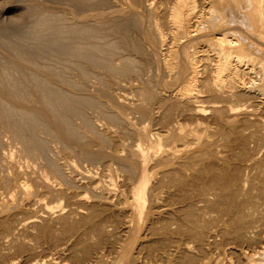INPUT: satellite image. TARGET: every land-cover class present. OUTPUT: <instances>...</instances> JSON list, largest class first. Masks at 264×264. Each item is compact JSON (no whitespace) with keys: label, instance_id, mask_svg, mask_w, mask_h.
Masks as SVG:
<instances>
[{"label":"rangeland","instance_id":"1","mask_svg":"<svg viewBox=\"0 0 264 264\" xmlns=\"http://www.w3.org/2000/svg\"><path fill=\"white\" fill-rule=\"evenodd\" d=\"M92 1L89 2V0L88 1L87 0H78V1L77 0H0V26H1L0 29H3V30H0V64H1V66H3V67L0 66V70L1 71H3L1 68H4V67L7 68L12 62H15V61L19 60L20 55H22V54H20L21 53L20 50L23 49L24 46L26 48L32 47V45H33V47H36V48L38 46L40 47L41 45H39L38 42L40 43L41 40L38 41L37 39L39 38V35H41L43 33H44V36L41 35L42 37H40V38L42 39V38L48 37V38H46V39H48V42H50L52 38L55 39V36H56L57 32L61 31L64 34V35H62V37H56L58 40L56 39L54 41V39H52L53 41H51L52 43L50 42V45H51V47H54V48H50L49 47V51L48 52H52L53 49L56 50L60 45L61 46L65 45V44L66 45H72L73 43H75L74 42L75 41L74 38H76L75 37L76 36L75 32L74 33H72L73 31L72 32L71 31L68 32V29L70 27L72 28V27H76L77 26V25H74L75 21L70 19L72 15L77 17V18L75 17L76 20H78V19L81 20L80 23L81 22H85V23H81L82 25H80L78 27H83L84 28V26H86L84 28V29L87 28V30H85L86 31L85 33L88 36L90 35L89 37L85 35L86 38L83 40V42L85 41L84 44H83V42H81V45H83L82 46V50L85 52L86 51L85 49H87L85 47H87L88 45H92V43H94L95 45L98 44L97 45L98 47H99V45L101 46V48L104 47L102 50L105 51L104 52V51H102L100 49V51L98 52L97 51L98 47H97V50H96L97 54L98 55L100 54L99 57H101V59L99 58L100 59L99 62L103 61V65L105 63L104 66L102 65V62L100 64L97 60H95L97 63L94 64V62H95L94 59H92V62H93V64H92L91 62L87 61V59L85 60V58H80L79 57L80 59L77 58V60H75L76 59L75 58L74 60L75 61H79V62H77V63L74 62L73 64L78 69L82 68V71H85V72L82 73L80 71L81 69L78 70V69H76V67H75V69H73L74 65L71 64V63H68L71 66L73 65L72 67L69 66V65L68 66L71 67L74 71L72 70L73 71L72 72L70 70L71 68L69 69V71H66L67 75H69V76L66 75V77H65L66 79L64 78L63 80H61L58 77H55V79L52 80L51 84L55 85L57 87L56 91L54 90V92L53 91L51 92L49 87H47V89L45 91H43L44 94L45 93L47 95L51 94L54 101L60 96L59 99H58L59 100L58 101L59 104H57L58 103L57 100L55 101V102H57L56 103L57 105L55 106V108L58 107V109H60V110H61V108L62 109L64 108V107H60V106H66L65 108H67V106H69L71 104V102H73V101L76 102L75 99L77 98L78 101L76 103L78 104V106H76L77 104L75 103L76 104L75 107H77L78 109H80L83 112H85V114L80 111L79 113H80V115H82V116H80L79 113H77L78 115L75 113L76 114L75 115L74 113L72 114L71 112H69V114L71 113L70 117H67L65 121H62V123H64L62 125L63 127L57 128L53 124L55 126L56 130L57 129L60 130V133L62 131L64 132V133L62 132V134L57 132V133H59V136H61L60 138H59V136L57 137V135H55L56 133H55L54 130H53V133L50 130L51 131V134H50L49 131H48L49 129L45 130V129H47L46 127H45V129H43L44 125H42L41 123H38L37 121H35V123L32 122V127L33 128L34 127L37 128V131H36V128H34L35 129L34 140L37 137L38 140L36 139L35 141H36V144H38L37 146H39V148L35 149L34 151H39L38 154L36 152H34L33 155H30V152L27 153L28 151H27L26 147H27L28 144H31V142L29 141L31 139H29L30 137H28L29 135H28L27 131H25L26 134H27V137H26V134H24V136H25L24 139H23V136H22V138L21 137L13 138L15 136V134L13 136L14 132L12 133L10 131V129L6 128L7 126H5V124H6L5 120L10 118L11 115L9 116L8 113H10L9 111H11L12 109H10L9 105H8L9 106V108H8V106H6L7 104H5V106L3 105L2 107H0V117H1L0 132L2 133V135L0 133V137H1L0 138V144L2 145V146L0 145V147H1L0 148L1 149L0 150V156H2V157H0V162H1V164H0V177L4 176L3 178L2 177L0 178V263L1 264H4V263L13 264V262H14V264H33V263H35L34 261H40V258H41V262L43 261L44 263H47V262H50V261L51 262L57 261L58 263L61 262L62 264H83V262L86 263V261H84L86 259H84V258H87L88 256L89 257L93 256L92 259L93 258L94 259H98L100 256H102V254H103L104 260H107V261L110 262V260L113 259L112 257H116L119 254V252L121 253L123 250L124 251L128 250L129 260L132 262V264H144V263L147 264L148 260L150 261V258H152L151 259L152 261L149 262V263L155 264L156 263L155 260L158 261V262L160 260V259H157L156 256L154 257V255L157 254V251L159 253L160 250L162 252L164 249L165 250L167 249V251L169 253H171L174 248H178L177 245L178 246H180V245L182 246L183 243H184L183 245H185V243L187 242V245L191 244L190 247H193L192 249L190 248L191 249L190 250L191 253L188 254L186 252H183V251L181 252L180 250H178L179 252H176V254H177V257H176L175 256L176 254L173 253L176 250V249H174V251L172 252L173 255L172 254L171 255L174 256V259L175 258L176 259L179 258L178 259L179 261H175L176 259L174 260L173 258L171 260L172 256L170 255V258H169L170 260L168 259L170 262L171 261L174 262L173 264H176V262H178V264H182V262L180 261V258H181V256L183 257L185 255V254L183 255V253H186V256L188 254L189 258L191 260L194 258V257L192 258L191 254L192 255L194 254V256H196L195 257L196 259L197 258L199 259V257H200L201 260H204V258L206 257L205 260L202 261V263H200L201 261L198 262L200 264H205V263H207V264L208 263L209 264H212V263L213 264H243L242 263L243 259H241L242 258V252L244 250H246V252H248V253L250 252L251 253V252L254 251L253 249H257L256 245H254L257 240H255V238L253 237V234H250V233L253 232L252 230H256L255 229L256 227L254 228L251 225L255 226L258 223H259L258 225H260V223H261V225L263 224V226H260V227L262 229H264V176H263L264 172L260 171L261 169H262V171H264V161H263L264 160V158H263L264 157V135H263L264 134V130H263L264 129V94L261 93V91H263L262 89H264L262 87V86H264L263 85L264 84V80H262V79H264L263 78L264 73H262L263 68H261L262 66H261V62H260V61H263V59H264L263 58V56H264V37H260V36H263L264 34L260 35L259 32H256V31H253V33H252L251 30L248 31L247 29L244 28L245 29L244 31L245 32L247 31L246 32L247 34L248 33H252L255 36L253 42L256 41L257 45L254 43V46H253L254 50H251V49H253V47L250 50L254 51V53L256 54L255 50L258 49L256 51L257 52L259 51V53L256 54V55L254 54V56H253V57H255L253 59L254 63L252 61L251 62L249 61V63H253V65L252 64L248 65V63H246L245 66L248 67V69L245 67L246 71L242 72L243 73L242 74V77H243L242 81H244L247 84H245V85L243 84L244 86L243 85L241 86V84L239 85L236 82L235 83L231 82V81H234L233 79H229V80L227 79V81H224V85L225 86L224 85L222 86V90H221V86L216 87L217 84L215 85V82H214L213 76H212L213 74L212 73L210 74V71H209L210 68H211V71H212V68L214 67V65L216 63V62L214 63V61H211L212 59L214 60V58L216 57V55H214V54H216V52L212 51V53H210L208 51H204L202 53L201 52L202 51V49H201V46H202L201 44L202 43L200 44V42L198 41L199 39L196 40V42H199L200 46L199 45H198V47L194 46L193 47L194 49H193L192 45L191 46H190V44L188 45L193 50L196 49L194 52L197 53L198 51H200V54L198 52L197 55H196V53L194 54V52H193V54L195 56H197L198 59L200 60V61L198 60L199 63H197V65L199 64V66H200V67L198 66V70H199V74L198 75L199 76L197 75V77L198 78L200 77V78H199V80H198V78H196L195 84L197 86V90H199L197 92V95H199V98L201 97V99H199L198 101L204 100V98H205V101L208 103V105H207V103H204V104L202 102L199 103L197 101L198 98H196V99L193 100V101H195V103L193 102L192 105L193 104L194 105H202V106L207 105L208 108H209V106H213V104H214V106H217V108L221 109L220 107H222V105L225 104L226 107L228 106L227 108H229V109H227V110H229V111H227V112H229V114H231V116H232V114L235 115L236 112H238V111H239L238 114L239 115L241 114L240 116L239 115L237 116V114L235 116H233L234 119H236V122L233 120V117H232V119H230L231 120V122H230L229 118L231 116H228V114H226V116H228V117H225V115H224L225 114L224 112L226 111V107L224 108L225 109L224 112H223V107L221 109L222 110L221 114L224 113L223 114L224 117L222 115L215 114L216 116L219 117V119L215 115H214L215 117L212 115V113H214L212 110H211V114H210V108H209V110L206 109V111L202 115V117H204L207 114V116H205L204 119H206V118H208L210 116V118L213 121L216 119L215 121H217L218 123L215 122L214 125H213L212 124L213 122H212L211 119H209V121L212 122V123H210L208 121L204 122V120H203V123L205 125L208 122L207 127H208V129L211 128L210 130L212 131L211 132V131L208 130L209 133L207 132L206 141H211L209 143H211V144L213 143L212 144L213 146L211 148H209L210 146H208L206 148L207 150H202L203 153L202 152H201L202 154L200 153L201 154L200 155L201 159H200V161H198V162H200V164L197 163L195 165V174L194 173L192 174L194 176V181H195L194 183L195 184L193 183V180H192L193 177L191 175L192 179L190 177V180L192 181V184H194L193 185L194 187L190 188L189 185H190L191 181L189 179L185 178L186 180L190 181V182L189 181L187 182V184L189 183L188 185L186 184V182H185L184 186H183V184L181 186V185H178V183H176L177 182V180H176L177 176H175L174 174H176L177 166L175 165V161H173V159H170V160L168 159V161H164L165 158L162 159V157H164L165 155H164V153L162 151L165 148L164 149H163V147L161 148V146H163L162 143H164L166 140L168 141L169 140L168 139L169 136L172 135L171 134V130L174 131V127L176 125L175 123L177 121H182L183 118H184V116L182 117V115L181 116L179 115L180 114L179 111H178L179 114L178 113L176 114L178 117H176V115H175V117L177 119L176 122H175L176 119L174 120V117H170V116H174L176 108H178L179 105L181 104L180 102L185 101V100H183V101L181 100V101H179V103H180L179 104L176 101V97H174L175 92L178 91L179 88H181V87H179V85L182 86L181 84H184L185 81L184 82H179L178 83L179 85L175 84L174 88L172 86V89L176 88V90H174L175 92L172 91L171 88H170L171 90L169 91V88L167 86H165L167 89L164 87V82H167L170 79L171 81L170 80L169 81L171 83L172 79L174 80V76H175V74L177 72V68L175 66H173L171 68L174 71L176 70V72L174 73L171 69H169V68L167 69V67H165L166 64L164 65V60H166V58H167V56H165L166 54L164 53L165 52L164 51L165 50V48H164L165 46H162V47L159 46V47L155 48L152 45L150 46V44H148V42H146V40L144 42H142L144 37L142 36L143 32H142L141 29H142V26L144 27V25H141V23H139L140 19H141L139 17H142L141 15H142V13H144L142 8L138 9V6H137V10H138L139 16L138 15H135V16L136 17L138 16L137 18H139V22L135 23V25L133 24L132 28H128L131 25L126 27V29L125 28L122 29V27H120V28L124 32H126L127 35L129 34V36H132V37H135V38H138V37L142 36L140 39H142L141 42L143 43V46L145 45L144 48L146 47L145 48L146 50L144 49V52H142V54H140L138 52L134 53V52L126 51V50H123V49L120 48L121 51L123 50L121 52L119 49H116L117 47H115V48L113 47L116 50H114L113 48L110 49V47L114 45V44H112L113 41H117L115 38H117L116 36L119 34V30H121L118 26H122L125 23V22H123L125 19H123L122 15H124V18L127 17L128 20H129V18L130 19L133 18L132 15H134V14L132 13L133 12L132 11V5H130V6L127 5V4L130 3V1L129 2H128V0H126L125 2H124V0H121V1H119V0H109V2H108V0H97V1L96 0H92ZM153 1L154 0H152V5H154V4L155 5L152 8L156 9V7L158 6V5L156 6V4L158 3L159 0H155L156 2L154 1V3H153ZM77 2L80 3V4L78 5ZM161 2H167V1L163 0ZM161 2H159V4ZM198 2H199V0H198ZM165 4L167 5V3L159 5L162 8V9L159 10V12H161V10H165V8H166ZM89 5H91V6H89ZM81 6H83V7H81ZM116 10H117L118 14H117ZM121 10H122L123 14L121 13ZM45 13H46V15H45ZM54 13H55V15H54ZM64 13H65V15H64ZM95 13H97V14H95ZM125 13H128V14L125 15ZM152 13H153L152 15H154V12H152ZM48 14H49L50 17L48 16ZM155 14H156V10H155ZM228 14H230V13H227V16H225L226 19L223 18L224 22L226 20L230 21V20L233 19L232 17H230L231 14L230 15H228ZM57 15L58 16L61 15V17L59 18V17H57ZM88 15H89V18L87 17ZM237 15L238 16L241 15L239 17H244V16H242L243 14L237 13ZM47 16H48V18H47ZM42 17L43 18H47V20H45V19L42 20ZM51 17H53V18H51ZM161 17H163L165 19V16L161 15ZM64 18H65V20H64ZM66 18H68V19H66ZM108 18L112 19L114 22L112 23L111 22L112 20H109ZM38 19H39V21L41 20L40 23L42 22L43 24H48L49 22L48 23H46V22L49 21L48 19H50L51 23H53V24H55V23L57 24L58 23L59 24V25L55 24L57 27L62 25L61 23L63 22V26L58 27V30H56L57 27H56V29H52L51 27H47V25H43L42 27H40L39 26L40 23L38 22V24H37V22H36V21H38ZM121 19H123V21ZM44 20H45V22H44ZM69 20L71 21V23H70ZM104 20H106V21H104ZM161 20H163V19L161 18L159 21H161ZM165 20H163L164 23H165ZM109 21L111 22V24H109L110 23ZM67 22L69 24H65ZM94 22H95V24H93ZM97 22H99L100 24L97 23ZM103 22H104V24H102ZM163 22L161 21L162 25H164ZM106 23L109 24V25H107ZM32 24H34V25H32ZM70 24H71V26H70ZM115 24H116V26H115ZM136 24H138V25H136ZM238 24L241 25V23H238ZM2 25L3 26L5 25L6 29ZM36 26H38L39 28L38 27L36 28ZM90 26H93V29ZM137 26H139L141 29L139 27H137ZM67 27H69V28H67ZM88 27H90V28H88ZM133 27H134V29H133ZM32 28H34V29H32ZM46 28H48V29L46 30ZM49 28H51L53 31L50 29L51 31L49 32L48 31ZM127 28L130 29V30H128ZM135 28H139V29H136L138 31V33L137 32L136 33L138 35L140 34L141 36H138L134 32ZM42 29H44V31ZM108 29H109V31H108ZM113 29H119V30L116 31V30H113ZM36 30H37L38 33L36 32ZM40 30H42L41 32H43V33L40 34V32H39ZM54 30L56 32H54ZM113 31L114 32H118V33L112 34ZM132 31H133V33L131 34ZM35 32L37 34H35ZM87 32L89 34H87ZM237 33L239 35H240V33H242V35H244V36L247 35L246 33L240 32V30L237 31ZM115 34H117V35L114 36ZM73 35H75V36H73ZM99 35H102V36L100 37ZM136 35H137V37H136ZM28 36H32V37H28ZM51 36H52V38H51ZM111 36L112 37L114 36V38H111ZM35 37H37V38H35ZM98 37H99V39H98ZM119 37H121V35L118 36V38H117L118 40H120ZM33 38H34L35 42L33 41ZM92 38H93V40H92ZM66 39H68V41ZM69 39H71V40H69ZM94 39H96V40L98 39V42L96 40H94ZM256 39H258V40H256ZM26 40L31 42V43L27 42ZM210 40H212V38H210V37L205 38V39H203V41H204L203 43L204 44L205 43H209ZM88 41H89V43H87ZM99 41H100V43L102 45L99 43ZM109 43H110V46L108 47L107 45H109ZM193 43H194V41H192V44ZM29 44H31V45H29ZM86 44H88V45L86 46ZM104 44H106V45H104ZM116 44H118V42H116L115 45ZM205 46H207V44ZM39 47L37 48V50L40 53L43 52L46 55V56H43V54L41 53L42 57H43L42 59L44 61H45V59H46V61H49V60L53 61V60H51V58H52L51 53H48V52L45 53V51H43L44 50L43 48H45V47H43V48H42V46L40 47L43 50L39 49ZM195 47H197V48H195ZM106 48H108V49H106ZM190 48H189V50H190V53H191L192 49H190ZM206 48L208 49V47H205V49ZM50 49H51V51H50ZM154 49H156V50H154ZM15 50H18L19 52L17 53V51L15 52ZM108 50H110V51H108ZM113 50H114V52H113ZM203 50H204V48H203ZM23 51L24 50H22V52ZM124 51L126 53H124ZM148 51H150V53ZM112 52L113 53L116 52L114 54L115 58L112 57L113 56L111 54ZM53 53L54 52H52V54ZM144 53L146 54V56L144 55ZM97 54L94 55V56L96 57ZM101 54H103V55H101ZM118 54H120V56ZM203 54H205V55H203ZM208 54H209V56H208ZM116 56H118V57H116ZM206 56H208L209 59L206 58ZM102 57H103V59H102ZM129 57H132L131 59H136V58L137 59H136V61L133 60V62H132V60H131L129 62V60H130ZM143 57L145 59V60H143V62L145 63V61H146V63H145L146 65L145 64H143V65L141 64ZM145 57H147V59ZM154 57L158 58V60H160V62L157 61V59H155ZM164 57H166V58H164ZM211 57H212V59H211ZM111 58H113V59H111ZM80 60H81V63H80ZM82 60H84L85 62L84 61L82 62ZM121 60H123V61L121 62ZM140 60H141V62H140ZM9 61H10V63H9ZM105 61L109 62V64L106 63ZM202 61H204V63H201ZM7 62H8V64H7ZM123 62L126 65L128 64V66L122 65ZM139 62H140V64H139ZM152 62H154V63L152 64ZM82 63H84V64H82ZM132 63H133V65H132ZM115 64H117V65L115 66ZM135 64L137 66H139L140 68H142L143 71L145 70V72L140 70L139 67L138 68H139L140 71L138 70V68H137V70L133 69L136 66ZM212 64H213V66H212ZM257 64H258V66H257ZM5 65H7V66H5ZM86 65H87L88 68H86V67L84 68V66H86ZM131 65L133 66V68H132L133 70L138 71V72L142 71L141 74L139 73L140 75L138 74V72L135 73L133 71V73L135 74L132 77L133 79L130 78L132 76L130 74V73H132V71L130 70V66ZM140 65H142V66H140ZM158 65H160L161 68L160 67L157 68ZM205 65L209 69L208 71L205 70L207 68L203 67ZM209 65H211V66H209ZM78 66H80V67H78ZM89 66L90 67L92 66V68H90ZM98 66H100V67H98ZM123 66H126V67L129 68V71H130L128 73L129 75L127 74L128 71H126V69H124ZM152 66H153V68H150ZM94 67H95V69H93ZM112 67H113V69H112ZM117 67H119V68L122 67L123 69L122 68L119 69ZM144 67H146V68H144ZM6 68H4V69H6ZM242 68H244V66ZM251 68H254L255 70L251 69ZM257 68H260V69H257ZM91 69L95 70V71H92L94 73L91 72ZM159 69L160 70L162 69V70L159 71V73H158ZM113 70L116 71V72L114 74H111V72H114ZM202 70H204L207 73L209 72V74L203 72ZM257 70H259V71H257ZM260 70H262V71L260 72ZM162 71H163V73H162ZM168 71L169 72L172 71L173 73L172 72H171L172 74L168 73ZM201 71H202V73H200ZM68 72L69 73L72 72V73L69 74ZM155 72L158 74V76L154 75ZM244 73L246 75H244ZM261 73L263 74V76L260 75ZM93 74H97V75L92 76ZM168 74H170L171 77L166 76ZM201 74H204L205 79H203L204 77L201 76ZM89 75H90V77H89ZM103 75H104V77H103ZM9 76L10 75L7 76L8 78L6 77L5 81H7V79L9 80V82L11 80L14 81L13 78L9 79ZM134 76L135 77H139L140 76V77L139 78H135ZM151 76L154 77V78H152ZM163 76H164V78H163ZM165 76L168 77V78H166ZM244 76H245V78H244ZM0 77L3 78L2 76H0ZM10 77H13V76H10ZM99 77H101V78H99ZM210 77L212 78L213 81L210 80ZM260 77H262V79ZM73 78H75L74 79L75 81L72 80ZM159 78H160L161 81L159 80ZM106 79H108V80L106 81ZM166 79H167V81H165ZM201 79H203L204 82H206L207 80L208 81L210 80V82H212V83L207 81L208 83L206 82V84L202 85L201 83H202L203 80H201ZM3 80H4V78L2 80H0L2 82L1 85H3V82H4ZM100 80H102V81H100ZM162 80H164V82ZM197 80L199 81V83H198ZM13 81L11 82V84L13 83ZM68 81H69L70 84L68 83ZM94 81H97V82H94ZM115 81H117V82H115ZM146 81L148 82V85H146ZM151 81H153V82L151 83ZM84 82H85L86 85L84 84ZM106 82H108V84H110V85H108L110 87L107 86ZM230 82H231V84H230ZM7 83L8 82H5L4 84H6V85L10 84V83H8V84ZM76 83H78V84H76ZM115 83H117V84L115 85ZM153 83H155L156 86ZM156 83H158V84H156ZM232 83H233V85H232ZM11 84H10V87L11 86L13 87V85H11ZM159 84H160V88L161 89L158 88ZM207 84H209L208 88L207 87H205V88H207V89L210 88L211 90L216 91L215 94H210L209 92L213 93L212 91H210V89L207 90L208 93L205 90L204 91L201 90V89H204L202 87L204 85H207ZM210 84H212V86H210ZM145 85L146 86L150 85L149 87L151 88V92L153 91L152 92L153 96L155 95L157 98H155V96L153 97L152 94H150V96L153 97V99H155V101H157V102H155L154 100H153L154 102H152V100L150 101L151 97H149V96L148 97L150 99L146 98V96H144L145 92H143L144 95L141 93L142 92L141 91V89H142L141 87L142 86L146 87ZM200 85H202V87H199ZM234 85H236V86H234ZM79 86H80V88H79ZM255 86L257 88L254 89L253 87H255ZM1 87L2 86H0V90L1 91H5V90L7 91V89L9 90V88H10L9 85L6 86V87H9V88H5V85L3 86V89H1ZM82 87L84 88V90H82ZM215 87H216V90H214ZM243 87H245V88H243ZM260 87H261V89H260V91H258ZM58 88H59V90L61 88V91L63 90L62 93H61V91H59L61 94L59 92H57ZM109 88H111V89L109 90ZM112 88H114V89H112ZM198 88H201V89H198ZM235 88L237 90H234ZM239 88H240V91H238ZM107 89H108V92H107ZM249 89H251L252 91L249 90ZM231 90H232V93L230 94ZM89 91H90V93H89ZM217 91H218L219 97H218V95L216 96ZM223 91H226L229 94L227 95L226 92H223ZM235 91H237V93L239 92L238 95H237V93ZM137 92L139 94H137ZM220 92L221 93H225V94H221L222 98H221V96L219 94ZM233 92L235 93V95H234ZM258 92H260L261 95ZM63 93L65 95H63ZM102 93H103V95H100ZM108 93H109V95L112 94L111 97L108 95ZM240 93H242V95ZM53 94H54V97H53ZM57 94H59V95L56 96ZM239 94H240V96H239ZM243 94H245V95H243ZM73 95H74V97H73ZM140 95H143L144 97L142 98V96H140ZM77 96H80V98L82 96L83 98L78 99ZM223 96H225L226 99ZM65 97H66L67 101L63 102V99L65 100ZM87 97H88V99L91 98L92 100H93V97H96L97 100L96 99H94L95 101L93 100V102L95 104L92 102V100H90V102H92L90 104L89 100H87ZM99 97H101V98H99ZM107 97H109L111 100L110 99L108 100ZM114 97H117V100H114ZM140 97L142 98L143 102H145V103L152 102L151 105L153 107L156 104V107H154V108L151 106L154 109L155 114L153 113V109L149 108L150 105H148L149 106L148 107L147 105L144 104L146 106L145 107L146 109L148 107L149 110H152V111L147 110L149 112L148 115H147L148 118H149L150 113H151V115H150L151 117H152V114L154 116V119L152 118V121H151V117H150V121H149V119L145 120V117L141 114L140 109L138 110L140 113L137 114L136 113L137 111L132 113V111H134L135 108L138 109V106L136 107L135 105L139 104L138 101L141 100ZM228 97H230V98H228ZM239 97H241V98H239ZM68 98L70 99V101H71V99H73V101L69 102V104L66 103V102L69 101ZM219 98H221V100ZM238 98H239V100H238ZM83 99H84V101L87 104L84 102V105L80 106V104L82 105ZM214 99L215 100L217 99L219 102H221L223 100L222 101L223 104L222 105H221V103L219 104V102L217 100H216L218 102L217 105H216L217 102H215V103L213 102L212 103V101H215ZM224 99L227 101V103H226V101H224ZM121 100H122V102H120ZM177 100H180V99H177ZM208 100H209V102H208ZM61 101H62V103H60ZM196 101H197L198 104H196ZM79 102H80V104H79ZM120 103L121 104L122 103L125 104L124 107H123V105L121 106ZM209 103H211V105H209ZM117 104H119V106ZM141 104H142L141 107L142 106L144 107L143 103H141ZM173 104H174V106H173ZM184 104H186V101H185ZM184 104L182 103L180 105V107L182 105H184ZM190 104L191 103L189 102V104L184 105V107L182 106L183 108H185V109L182 108L183 111L186 112L187 111L186 108H189L191 106ZM41 105H36V106L40 107L42 109L43 105L42 106ZM160 105H161V107H160ZM177 105H178V107H175ZM79 106H80V108H79ZM185 106H187V107H185ZM173 107H175L174 108L175 110H173ZM232 107L235 108V109H233ZM7 108L9 109V111H8ZM43 108L45 109L46 107L44 106ZM139 108H140V106H139ZM166 108L170 109L171 111L167 113L166 112ZM231 108L233 109V113L231 112V110H232ZM239 108H240V110L243 109V112H242V110L240 112ZM4 109L7 110L8 113ZM182 109H181V111H182ZM172 111H174L173 112L174 114H169ZM246 111H248V112H246ZM4 112H6V113H4ZM165 112L168 114V116L169 115L170 116L167 117ZM249 112L252 115H254V116H252L250 118L251 114H249ZM254 112H255V114H254ZM121 113H122V115H121ZM188 113L186 112L184 114L186 115ZM256 113L259 114L258 117H257ZM4 114H5V116H8V117H5ZM69 114L67 113V116ZM139 114H141L142 118L144 119V120L142 119L143 121L140 120L141 118H140ZM163 114H165V115H163ZM12 115H14V114H12ZM18 115H19V117L14 115L16 117L13 116L12 117L13 120H14V118H15V120H16V118H19L21 121H23L24 119L21 118L22 117L21 112H18ZM73 115H75V116H73ZM211 115L213 116V118H212ZM147 116H146V118H147ZM179 116L182 119L181 118L178 119ZM236 116H237V118L239 117L238 119L240 120V122L237 121ZM108 117H110V118H108ZM115 117H119V118L116 119ZM166 117L170 118V119H168L169 121H167ZM186 117H188V119H189V115H186L185 118ZM246 117H247V119H246ZM84 118H87V120H83ZM160 118H162L163 121H162V119L159 120ZM226 118H228V119H226ZM186 119H185V121H186ZM224 119L227 120V122L229 121L231 123V125H233V124L234 125L231 126L230 123H228V124L224 123L223 125L220 124V123H223L225 121ZM242 119H243V121H242ZM31 120L32 119H30V122L28 121L29 124L31 123ZM88 120H90V121H88ZM122 120H126L127 122L126 121H122ZM173 120H174V122H173L174 124H171ZM206 120H208V119H206ZM16 121H19V120H16ZM87 122L89 124H87ZM233 122H235V123H233ZM36 123H38L39 125L37 126ZM67 123H69V125ZM167 123H170L169 126H167L168 125ZM250 123L252 125L254 124L255 128ZM82 124H83V126H82ZM209 124L210 125L212 124V125L210 126ZM215 124L217 126L218 125L219 126L217 127ZM243 124L247 125V126H244ZM70 125H71V127H70ZM72 125H74V127L75 126L78 127V128L75 127L76 128V130H75L76 133H75V131H72V130L75 129V128H73ZM87 125L88 126L90 125V127H88ZM68 126L70 128H68ZM235 126H236V129L233 128ZM64 127L65 128L67 127V129H65ZM87 127L91 128V129H88ZM168 127H170V129L173 127V129L170 130ZM257 127H258V130H257ZM261 127H263V128H261ZM62 128H64V130H62ZM140 128H144V129L146 128L145 130H147L149 132L151 130L150 133H154V131H155V134L163 133V135L164 134L165 135L163 136L161 134L160 137H161L162 140H160V142H159L160 144H159V143H157L155 141L156 137H154V136H156V135L151 134V136H150V133L148 132L149 137L150 138L153 137V138L150 139L148 136L144 137L146 139V141H147L146 142V141H144L142 136L140 137V136H138V134H136L138 132L133 133V132H135V130L138 131V129H140ZM239 128H241V129H239ZM77 129L79 130V132H82V133H78ZM221 129H222V131H220L219 134L214 131V130L218 131V130H221ZM226 129H228V130H226ZM247 129H248V131H247ZM259 129L261 131H259ZM40 130L41 131L44 130V131L41 132ZM66 130L68 131V134H69V131L72 132V133L70 132L71 135L70 134L68 135V136H70V137H68V139L66 138L67 135L65 134V133H67V132H65ZM169 131H170L171 135L167 134V133H169ZM43 132H44V134H43ZM47 132H48V134H47ZM249 132H250V134H252L251 136H253V138L250 137ZM172 133H174V132H172ZM221 133H222V135H220ZM254 133H255L256 137H255ZM46 134H47V136H45ZM78 134H81V135H78ZM166 134L168 136L167 138H166ZM208 134L209 135L210 134H214V135H211V137H210ZM247 134H249V135H247ZM259 134H260V136H259ZM42 135H44V136L42 137ZM50 135H51V137H50ZM77 135L79 136V139L81 141L78 140V136ZM90 135H91V137H90ZM93 135H95V136H93ZM98 135H99L100 138H94V137H97ZM246 135H247V139L245 137ZM212 136H215V137L213 138ZM261 136H263V137H261ZM38 137H40V138H38ZM64 137H65L66 140L64 139ZM74 137H75V140H73V141H75V142L72 141V138L74 139ZM208 137H210V138H208ZM239 137L241 138L242 141L240 140ZM258 137L259 138L261 137L260 138L261 141H259L260 139ZM26 138L28 139V141H26L27 140ZM48 138L50 139V141H49ZM83 138H85V139H83ZM91 138H93V139L89 140ZM163 138H166V140H164ZM217 138H220L221 140L217 139ZM223 138H226L225 139L226 141ZM229 138H230L231 141L229 140ZM20 139H21V141H20ZM45 139H47V141ZM140 139H142L145 142L144 143L145 147L142 146L143 145L142 144L143 141H141ZM152 139H154L155 143H157L159 146L160 145L161 146L159 147V146L155 145V143L152 141ZM171 139H172V136L170 137L169 142L171 141ZM212 139H214L215 142H212ZM1 140H4V141H1ZM76 140H77V142H76ZM235 140L236 141L238 140V141L236 142ZM25 141L28 143L27 145H25ZM31 141L33 142V140H31ZM38 141H42V142L45 141V143L47 145L51 146L50 147L51 150H50L49 146H48V148L46 147L47 146L46 144H44V143L42 144L41 142L37 143ZM78 141L80 143H82V144L78 143ZM161 141H162V143H161ZM69 142H70V145H69ZM140 142H141V144H140ZM48 143H50V144H48ZM241 143H243V144H241ZM78 144H80V145H78ZM138 144H140L143 148L140 147ZM146 144L147 145L149 144L148 145L149 147ZM214 144H215V146H214ZM216 144H218L220 147L218 145H216ZM236 144L239 147H237ZM238 144H240V145H238ZM245 144L247 146H245ZM44 145H46V146H44ZM152 145H154V147ZM6 146H7V148H6ZM41 146H43L42 150L40 149V148H42ZM62 146H64V147H62ZM231 146H232V148H231ZM240 146H242V147H240ZM164 147H165V145H164ZM244 147L247 150H245ZM86 148H87L88 152L82 150V149H86ZM89 148H90V150H88ZM137 148H140V149L142 148L141 152H143V150L148 151V152L145 151L146 153L143 152L142 154L145 156L144 157L145 159L148 158L149 160L148 159L144 160V158H142V159H140L138 161L139 163H137V164L135 163L136 161H134L136 167L137 166L139 167V168L137 167L138 168L137 170L140 171V169L141 168L142 169H141L140 172H137V173L135 172V174H133V175H128L127 174L128 175L127 179H129V181H133V179L135 178L134 183H132V182L127 181V179L125 178L126 170L123 169L124 167L122 166V163L124 161H126V159H128V158L130 159V161H132L131 160L132 156L130 157L128 154H130V153L132 154V152H133L132 149H134V151H135V149L137 150ZM153 150H155V151H153ZM231 150H233V151H231ZM244 150L247 151L246 152L247 154L244 152ZM82 151H83V154H81ZM207 151L209 153V156L213 155V153H214V155H216V152L218 153L217 154L218 156H212V157L210 156L209 157V156H207L208 155ZM248 151H250V152H248ZM153 152H154V154H153ZM98 153H99L100 156H97ZM151 153H152V155H151ZM206 153H207V155H206L207 158L205 157ZM253 153H254V155H252ZM90 154H91V158H90ZM92 154L95 155L96 157L95 156L92 157L93 156ZM116 154L119 155L120 157L118 156L119 157L118 158ZM156 154H157V157H156ZM158 154L160 155L161 159L160 160L157 159V162H156V159H154V156L156 158H159ZM46 155H47V157H46ZM104 155H105V157H104ZM147 155H148V157H147ZM161 155H163V156H161ZM40 156H42V157L40 158ZM82 156H83V158H82ZM115 156L117 157V159H121V160H118V161H120V164H119V162H117V159H116ZM122 156L125 159L124 161L121 158ZM219 156L220 157L225 156V157H222L223 158L222 159ZM251 156L253 157V160H252ZM244 157L246 159L247 158L248 159L251 158V159H249L250 162L248 161V159L244 160L245 159ZM37 158H38V160H37ZM202 159H204V160H202ZM208 159H209V161H208ZM212 159H214V160H212ZM5 160L6 161L8 160L9 162L7 161L5 163L4 162ZM32 160H34L35 162L32 161ZM260 160L263 161V162H261ZM141 161L143 162V164H142ZM171 161H173L174 163L172 162L170 164ZM244 161H248L249 163L246 162V164H244ZM253 161H255V162H253ZM50 162L52 163V165L50 164ZM164 162L165 163L168 162L170 165H168V163H167L166 164L167 166H165ZM212 162H213V164H212ZM251 162H253V163H251ZM259 162H260V164H259ZM8 163H9V165H8ZM13 163L14 164L17 163V164L14 165ZM160 163H162L164 165H162ZM215 163H216L217 166L214 165ZM222 163H223V166H222ZM224 163H225L226 167L224 166ZM257 163L259 165H257ZM155 164L158 165V166L156 167ZM12 165H13V167H12ZM120 165H121V168L123 167L122 169L120 168ZM144 165L148 168L149 171L147 170V168H145ZM173 165H174L175 168L173 167ZM247 165H249L248 168H247ZM51 166H53V167L51 168ZM197 166H199V167L201 166L202 170H200L201 168L199 169V167H197ZM206 166H208V167H206ZM212 166L215 167V169ZM251 166L254 167V168H252ZM4 167H5L6 170L4 169ZM14 167L15 168L18 167V168L15 169ZM211 167H212V169H211ZM216 167H220V168H218V170H220V172L216 171L217 170ZM241 168H244V169L242 170ZM251 168H252V170H251ZM196 169H198L202 173L201 174L198 173V170H196ZM142 170H143V172H142ZM240 170H242V172ZM256 170H258V171H256ZM13 171H15V172H13ZM145 171H147L148 174ZM171 171H173V172H171ZM196 171H197V173H196ZM8 172H9V174H8ZM21 172H22V174H21ZM167 172H169V173H167ZM248 172H249V174H248ZM256 172H258V173H256ZM210 173H211V175H210ZM1 174H4V175H1ZM17 174H18V176H17ZM204 174H206V175L204 176ZM214 174H216L217 176L214 175ZM255 174H256V176L254 177ZM13 175L14 176L16 175L17 177L16 176L14 177ZM196 175L199 178L197 177L196 180H195ZM19 176H20V178H19ZM237 176H238V178H241V179L243 178V181L241 180L242 183L237 178ZM130 177H132V178H130ZM143 177H144V179H143ZM173 177H174V179H173ZM203 177H206V178H203ZM141 178L143 180H141ZM208 178H210V179L212 178V179L208 180ZM227 178H229V179H227ZM244 178L245 179L247 178V180L249 179L248 182H246ZM15 179H17V180L20 179L19 184L20 183H23V184L25 183L26 184V185L25 184L24 185L26 187V191L27 190L29 191L28 195H26L27 193L25 194L24 192L19 191L17 189V186L19 184L17 183V181ZM200 179H202V181ZM206 179L208 180V184H209L208 186H207V184L204 183V180L207 181ZM213 179H217L216 182ZM218 179H219V181H218ZM14 180H15V182H13ZM173 180H175L176 182L173 181ZM238 180L240 182H238ZM137 181H138V183H137ZM212 181H213V183H212ZM236 181H237L239 186H237ZM7 182H9V183H7ZM198 182H200L201 184L198 183ZM202 182H203V184L205 186H203ZM14 183H15V185H14ZM16 183L18 185H16ZM224 183H225V185H224ZM227 183H229V184H227ZM130 184H132L131 188H130ZM186 186H187V188H186ZM213 186L214 187L216 186V188H214ZM240 186L243 188L242 189L243 191L241 190V188H238ZM177 187H182L183 189L185 188V189H187L189 191H187V190L185 191V189L183 190L182 188H177ZM205 187H206V189H205ZM228 187L230 188L229 190H228ZM92 188H94L95 190L92 189ZM196 188H197V190H196ZM210 188L211 189L214 188V190L212 189L213 192L214 191L216 192V190H218L216 193L219 194V195H217V194H215L213 192H210L211 191ZM190 189H192V190H190ZM200 189H201V191H200ZM225 189H227V190H225ZM238 189H240V190H238ZM129 190H130L131 193L129 192ZM182 190H183V192H181ZM128 192H129V194H128ZM209 192H210L211 195L208 194ZM186 193L189 194V195H187ZM205 193H207V194H205ZM212 193H213V195L215 194L214 195L215 198L213 197ZM128 195H129V197L132 200L129 199V197H127ZM139 195H140V198H139ZM150 195H153L152 197H154L155 200ZM205 195L206 196L209 195L211 197V198L209 197L211 200L208 198V196L206 198ZM150 197H151V199H150ZM216 197H218V198H216ZM76 199H77V201H76ZM206 199H207V201H208V199L210 200V201H208V202H210V204L207 201H206L207 203L204 201ZM212 199H214V200L216 199L215 202ZM37 200H40L41 204L38 203V202L36 203ZM156 200H157V202H156ZM181 200H182L183 204H181L182 203ZM153 201H155V203H153ZM199 201H201V202H199ZM211 201H213V203H211ZM141 202L143 204H141ZM197 203H199V204H197ZM232 206H233V208H232ZM241 206H242L243 209L240 208ZM120 208L122 210H120ZM133 208H135V209L133 210ZM184 209H186V210H184ZM237 210H240L239 212L243 211L244 214L243 213H240V214L244 215L243 217H244V219H246L247 222L248 221L250 222V220H251V222H253L252 217L254 219V224L249 225V227L247 226L248 230H249L250 226L252 228H254V229L250 228L252 230H250V231L247 230L248 233H245L246 232V230H245V232H243L242 236H240L239 233H236L235 229L233 227H231L232 225H230V223H228L229 221H231V219L232 220L235 219V216H236V219H237V216H238V211ZM42 212H43V214H42ZM228 212H230V213H228ZM130 213L133 216H131ZM234 213L235 214L237 213V214L235 215ZM245 213H247V215H249V214L250 215L253 214V215H251L252 217L251 216L250 217L247 216L248 218H246L245 217L246 216ZM182 214H186V215H182ZM229 214L230 215L232 214V215L229 216ZM34 215H35V218H34ZM181 215L183 217L180 219L179 217H181ZM36 216H39L38 219H37ZM191 216H192V218H191ZM32 217H33V219H36L37 221L36 220L33 221V219L31 220ZM228 217H229V221H228ZM132 218H133V222H132ZM190 218L192 220H190ZM129 220H131V221H129ZM178 220H180V221H178ZM235 220H233V222H235ZM255 220L258 221V223H255L256 222ZM191 221H193L194 224ZM229 225H230L231 228H233V231L237 235L235 233L233 234V231L231 230ZM258 225H257V229H260ZM128 227H130V229ZM194 227L197 228L196 229L197 232H196ZM206 227L207 228L209 227V229H207ZM200 228H202V232L200 231L201 230ZM221 228L222 229L223 228L227 229V231H225L226 229L225 230L223 229L225 231V232L223 231L224 235H222V233H221L222 232ZM181 229H185V232L188 231V233L186 232V234H185V232H183L184 230H181ZM189 229H192V230L194 229V230L192 232V231H189ZM228 229H230L231 230L230 233L231 232L232 233L227 236L225 234H227L226 232H228ZM215 230H216V232H214ZM180 231H182L183 233L182 232L180 233ZM210 231L214 234L215 237H213L212 233H209ZM189 232L194 233V234L198 233L196 236H197L198 241H199V239L201 240V241H199V243H200L199 245H201V246L198 245V241H196V239H193L194 237L196 238V236L194 234H193V236H191L192 234L190 235ZM219 232H220V234H219ZM199 233L200 234L202 233L201 236L203 238H204L205 233H206L207 234L206 235L207 239H208V237L210 239V240L208 239L209 242H211V240H212V242L214 241V244H212V242L211 243H209V242L207 243L206 242V243L208 245L212 244L214 247H216L215 248L216 250L213 248L212 245L204 246L205 245L204 243L201 244L202 242H205L207 239H206V236H205V239L200 238L201 236L200 237L198 236ZM216 233L219 234L220 236H218V235L216 236ZM245 234H247L246 237L250 236V238H247L245 240V238H246L244 236ZM231 235L232 236L236 235L237 237L233 238ZM221 236H224V237H222V238H224L223 240H222ZM191 237H193V238H191ZM230 237H231V240L233 241V243H232V241L229 242L230 241V239H229ZM215 238H217V240H215ZM235 238H237V239L235 240ZM194 240L197 243L193 242ZM224 240H227V241H224ZM250 240L251 241L255 240V241L254 242L253 241L250 242ZM235 241H237V242H235ZM243 241H247V242L245 243ZM225 242L232 243V244H228L230 246L229 247ZM233 244H235V245H233ZM246 244L250 245V246H247ZM196 245L199 246L198 247L199 250H198ZM252 245H254V247ZM172 246H175V247H172ZM203 246H204V249H202V250L204 252L201 251V248ZM125 247H127V248H125ZM171 247H172V251H170ZM252 247H253V249H252ZM251 249H252V251H251ZM148 250L154 251L155 254H153V257H152V254H151L152 251H148ZM148 252H150V254H151L150 258H148L149 255H150ZM180 252H181V255L179 254V256H178V253H180ZM186 256H185V258H186ZM110 257H111V259H110ZM52 258H55V259L53 260ZM79 258H80V261L82 260L83 262H78ZM187 258H188V256H187ZM187 258L185 259L184 263H189V262L192 263V261L186 262ZM50 259H52L53 261L50 260ZM196 259L193 260V261H195V262H193L194 264L195 263L197 264L196 261H198V260H196ZM208 259H210V261ZM45 260H46V262H45ZM59 260H60V262H59ZM91 260H90V262H91ZM163 260H161L162 264H164ZM88 261H89V259L87 260V262ZM167 261H165V264L166 263L167 264H172V262L170 263L168 261L169 262L168 263ZM214 261H215V263H214ZM161 262H160V264H161ZM235 262H237V263H235ZM191 263H189V264H191ZM99 264H103V263L100 262ZM156 264H158V263H156Z\"/></svg>","mask_w":264,"mask_h":264},{"label":"bare ground","instance_id":"2","mask_svg":"<svg viewBox=\"0 0 264 264\" xmlns=\"http://www.w3.org/2000/svg\"><path fill=\"white\" fill-rule=\"evenodd\" d=\"M78 1V0H77ZM88 1V0H87ZM90 1H92V0H89V2ZM97 1V0H96ZM119 1H121V0H119ZM126 0H124V2H125ZM130 1V3L129 4H127L128 6H130V5H132V13L134 14V15H132L133 16V18L132 19H130L129 18V20L127 19V17H125L124 18V15H122L123 16V19H125L124 21H123V19H121L123 22H125L122 26H118L119 28L120 27H122V29H126V27H128V26H130V27H128V28H132V25L134 24L135 25V23H137V22H139V18H141L140 19V22L139 23H141V25H144V27L142 26V29L139 27V26H137V27H139L141 30H142V32H143V40L142 39H140L142 36L139 34H137L138 33V31L136 30V29H139V28H135V33L138 35V36H141V37H138V38H135V37H132V36H129V34L127 35V33L126 32H124L121 28V30H119V29H113V30H119V34L121 35V37H119L120 38V40H118L117 38H118V36H120L119 34L117 35V34H115L114 36H116L117 38H115L117 41H111L112 39L111 38H114V36L112 37L111 36V42H112V44H114L113 46H111L110 47V49H112L113 47L115 48V47H117L116 49H119L120 50V48L121 49H123V50H126V51H130V52H138V53H140V54H142V52H144V49L146 48H144V46H143V43L142 42H144L145 40H146V42H148V44H150V46L152 45V46H154L155 48H157V47H159V46H165L164 48H165V56H167V58L166 57H164V58H166V60H164V65L166 64V66L165 67H167V69L169 68V69H171L173 66H175L176 68H177V72H176V70L174 71V70H172L174 73L176 72V74H175V76H174V80L172 79V82L170 83V81L168 82L167 81V79L165 80V81H167V82H164V80H162L163 82H164V87L165 86H167L168 88H169V91L172 89V86H173V88H174V86H175V84H178L179 82H184V84H181L182 86H180L179 84V87H181V88H179V90L178 91H174V90H176V88L175 89H172V91H174L175 92V94H174V97H176V101L179 103V101H183V100H185L186 101V104H189V102L191 103L188 107L189 108H186V112L188 113V114H186V115H189V119H188V117H186L185 118V114L184 113H186L185 111H183V109H185V108H183L184 107V105H186V104H184L185 103V101H183V102H180L181 104L183 103L184 105H182L181 107H180V105H179V107L182 109V111H181V109L178 107V105L177 106H175V107H178V108H176V110L174 109L175 107H173V110H175V114L173 113L174 111H172L171 113H169V114H174V116H170V117H174V120L176 119V117H178L176 114L178 113V111L180 112V116L182 115V117L184 116V118L186 119V121H185V119L183 118V120L182 121H177V119L175 120V127H174V131H172L171 129H173V127L170 129V127H168L170 130H171V134H170V131H169V133H167V134H170L171 136H172V139H171V141L169 142V140H170V137L171 136H169V140L167 141L166 140V138L168 137L167 136V134H166V138H163L164 140H166L164 143H162V141H161V143H162V145L163 146H161V148L163 147V153H164V157H162V159L163 158H165L164 159V161H168V159L170 160V159H173V161H175V165L177 166V168H176V174H174L175 176H177V182L175 181V180H173V181H175L176 183H178V185H181L182 186V184H183V186H184V184H185V182H186V184H187V182L190 180V177H191V175L194 173L195 174V165L198 163V164H200V162H198V161H200V155L203 153L202 152V150H207L206 148L208 147V146H210L209 148H211L213 145V143L211 144V143H209V142H211V141H206V139H207V132L209 133V131H211L210 129H208V127H207V124H208V122H210L209 121V119H211L210 118V116L208 117V118H206V119H208V120H206V119H204V117L205 116H207V114L204 116V117H202V115L205 113V111H206V109L207 110H209V108H210V114H211V110L214 112V113H212V115L214 116L215 114H218V115H222L223 117H224V115H225V117H228V116H231V114H229V112H227V111H229V110H227V109H229V108H227L226 106H225V104H223L222 103V101L221 102H219L217 99V101L219 102V104L221 103V105H222V107H223V112L225 111V107H226V111L223 113V114H221L222 113V107H220L221 109H219V108H217V106H214V104H213V106H209V108H208V103L205 101V98H204V100H200V101H198L199 99H201V97L199 98V95H197V92L199 91V90H197V86H196V84H195V81H196V78H198L197 77V75L199 74V70H198V66H199V64L197 65V63H199V59H198V57L197 56H195L194 54L196 53V52H194L195 50H193L194 48V46H197L198 47V45H199V42H200V44L202 45L201 46V49H202V53L204 52V51H208V52H210V53H212V51L214 52H216V54H214V55H216V57L214 58V60L212 59V57H211V61H214V63H215V65H214V67L212 68V71H211V68H210V70L206 67V65L205 66H203V67H205V68H207V69H205L206 71H210V74L212 73L213 75V80H214V82H215V85H216V87H218V86H221V90H222V86L224 85V81H227V79L229 80V79H233L234 81H231V82H233V83H237V84H241V86L244 84H247V83H245L244 81H242V79H243V77H242V72L243 71H246L245 69L247 68L248 69V67H246L245 65H246V63H248V65L249 64H252L253 65V59L255 58V57H253L254 56V51H251V50H254V43L256 44V41L255 42H253V40H254V35L252 34L253 33V31H256V32H259V34L261 35V34H264L263 32H264V0H199V2H198V0H166L167 2H161V1H163V0H159L158 1V3L156 4V9H153L152 7H154V5H152V0H128V2ZM155 1V0H154ZM154 1H153V3H154ZM71 2V1H70ZM93 2V1H92ZM101 2V1H100ZM108 2H109V0H108ZM111 2V1H110ZM123 2V3H124ZM156 2V1H155ZM159 2H161L160 4H159ZM72 3V2H71ZM88 3V2H87ZM97 3V2H96ZM118 3V2H117ZM164 3H167V5L165 4V10H161V12H159V10L160 9H162L161 8V6H159V5H162V4H164ZM77 4L79 5L80 3H78L77 2ZM85 4V3H84ZM89 4V3H88ZM100 4V3H99ZM119 4V3H118ZM120 5V4H119ZM71 6V5H70ZM89 6H91V5H89ZM98 6V5H97ZM137 6H138V9H140V8H142V10H143V12L144 13H142V17H139V18H137L138 16H139V14H138V10H137ZM140 6V7H139ZM80 7V6H79ZM81 7H83V6H81ZM86 7V6H85ZM94 7V6H93ZM119 7V6H118ZM123 7V6H122ZM74 8V7H73ZM71 9V8H70ZM76 9V8H75ZM79 9V8H78ZM92 10V9H91ZM153 10V11H152ZM155 10H156V14H155ZM86 11V10H85ZM115 11V10H114ZM113 11V12H114ZM129 11V10H128ZM127 11V12H128ZM116 12H117V10H116ZM141 12V11H140ZM152 12H154V15H152L153 13ZM50 13V12H49ZM57 13V12H56ZM100 13V12H99ZM115 13V12H114ZM120 13V12H119ZM121 13H122V10H121ZM227 13H230L231 14V16L230 17H232L233 19L232 20H230V21H223L224 19L223 18H225L226 19V17L225 16H227ZM237 13H239V14H243L242 16H244V17H239V16H241V15H237ZM44 14V13H43ZM73 14V13H72ZM84 14V13H83ZM95 14H97V13H95ZM117 14H118V12H117ZM123 14V13H122ZM128 13H125V15H127ZM141 14V13H140ZM230 14H228V15H230ZM45 15H46V13H45ZM54 15H55V13H54ZM53 15V16H54ZM64 15H65V13H64ZM69 15V14H68ZM79 15V14H78ZM94 15V14H93ZM112 15V14H111ZM116 15V14H115ZM114 15V16H115ZM135 15H138L137 17L135 16ZM161 15L162 16H165V19L163 18V17H161ZM48 16H49V14H48ZM48 16H47V18H48ZM86 16V15H85ZM97 16V15H96ZM95 16V17H96ZM104 16V15H103ZM45 17V16H44ZM50 17V16H49ZM57 17H61V15L60 16H58L57 15ZM68 17V16H67ZM76 16H74V15H72L71 16V18L70 19H72L73 21H75V24L74 25H77L76 27H67V28H69L68 29V32H72V33H74L75 32V34H76V36L75 35H73V36H75L76 38H74V42L75 43H73L72 45H60L56 50L55 49H53V51L52 52H54L53 54H52V52H48L49 51V47L50 48H54V47H51V45H50V42L51 41H53L52 39H54V38H52V36H51V41L50 42H48V39H46V38H48V37H46V38H40V37H42L41 35H43L44 36V33L43 32H41L42 30L44 31V29H42V30H40L39 32H40V34L41 33H43V34H41V35H39V38L37 39L38 41L39 40H41L40 41V43L38 42V44L39 45H41L42 46V48L43 47H45V48H40L39 46V49H42L43 51H45V53H51V55H52V58H51V60H53V61H46V59H45V61L42 59L43 57H42V54H43V56H46L43 52H39L38 50H37V48L36 47H33V45H32V47H28V48H26L25 46H24V48L23 49H21L20 51H21V53L20 54H22V55H20V57H19V60L18 61H15V62H12L7 68L6 67H4V68H6V69H4V68H1L3 71H1L0 70V76H2L3 78H4V82H3V85H1L2 84V82L0 81V86H2L1 87V89H3V86L5 85V88H9L10 87V84H11V82L13 81V80H11L10 82H9V80L7 79V81H5L6 80V77L8 76V75H10V76H13V77H10L9 76V79L11 78H13L14 79V81H13V83L11 84V85H13V87L11 88H9V90L7 89V91L5 90V91H1L0 90V107H2L3 105L5 106V104H7L6 106H10V109H12L11 111H9V106H8V111L10 112V113H8L7 112V110H5L8 114H9V116H10V118H8V119H6L5 117H8V116H5V114H4V118L6 119L5 120V126H7L6 128H8V129H10V131L13 133V136H14V134H15V136L13 137V138H17V137H21L22 138V136H23V139L25 138V136H24V134H26V132L25 131H27L28 132V137H30L29 139H31V140H33V142L31 141V140H29L30 142H31V144H28L26 141H28V139L25 141V145H27V153H29L30 152V155H33L34 154V152H36L37 154H38V152L39 151H34L35 149H38L39 148V146H37L38 144H36V139H37V137H36V139L34 140V132H35V129L34 128H36V127H32V122L33 123H35V121H37L38 123H41L42 125H44V128L43 129H45V127L47 128V129H45V130H48L49 131V133L51 134V131H52V133H53V130L55 131V135H57V137L59 136V133H60V130L59 129H55V126L57 127V128H59V127H63L62 125L64 124V123H62V121H65L66 120V118L67 117H70V114L72 113H79L80 111L81 112H83L82 110H80V109H78L77 107H75V105L77 104L76 102L78 101L77 100V98L75 99L76 100V102L75 101H73V99H71V101H73V102H71L70 101V97L68 98V102H66V103H68L69 104V102H71V104L69 105V106H67V108H65L66 106H60V107H64L63 109L61 108V110L60 109H58V107L57 108H55V106L57 105V104H59V97L56 99L57 100V102H55L54 100H53V98H52V95L51 94H49V95H47L46 93L44 94V92L43 91H45L46 89H47V87H49V89H50V91L52 92H54V90L56 91L57 89V87L55 86V85H52L51 84V82H52V80L53 79H55V77H58L59 79H61V80H63L65 77H66V75H67V72L66 71H69V69L74 65L73 63L74 62H79V61H75V60H77V58H85V60L87 59V61H89V62H91L92 64H93V62H92V59H94V61L95 60H97L98 62H99V60L101 59V57H99V55L97 54V51L99 52L100 51V49L102 50L104 47H102L101 48V46L99 45V47L97 46V45H95L94 43H92V45H88V44H86V46L87 47H85V48H87V49H85L86 51L84 52L83 50H82V46L83 45H81V42H83V40L86 38V36H88V35H86V31L85 30H87V28L86 29H84L86 26H84V28L83 27H78V26H80V25H82L81 23H85V22H81L80 23V21L81 20H76V18H75ZM88 18H89V15L87 16ZM94 17V16H93ZM117 17V16H116ZM120 17V16H119ZM118 17V18H119ZM47 18H43L42 17V20L43 19H45V20H47ZM51 18H53V17H51ZM58 18V19H59ZM63 18V17H62ZM80 18V17H79ZM86 18V17H85ZM97 18V17H96ZM163 19V20H165V23L163 22V20H161L163 23H164V25H162L161 24V21H159L160 19ZM66 19H68V18H66ZM91 19V18H90ZM98 19V18H97ZM96 19V20H97ZM104 19V18H103ZM109 20H112V19H110V18H108ZM45 20H44V22H45ZM49 21H47L46 23H48V24H43L42 22V24L40 23V21H39V19H38V21H36L37 22V24H38V22L40 23V27H42L43 25H47V27H51L52 29H56V25L58 24H53V23H51V21H50V19H48ZM64 20H65V18H64ZM94 20V19H93ZM120 20V19H119ZM54 21V20H53ZM57 21V20H56ZM70 21V20H69ZM68 21V22H69ZM104 21H106V20H104ZM108 21V20H107ZM121 21V22H122ZM61 22V21H60ZM65 23V24H69V23ZM93 22V21H92ZM110 22V21H109ZM112 23L114 22L113 20L111 21ZM111 22L109 23V24H111ZM120 22V21H119ZM70 23H71V21H70ZM74 23V22H73ZM72 23V24H73ZM97 23H99V22H97ZM96 23V24H97ZM116 23V22H115ZM238 23H241V25H239ZM62 25H60V26H63V22L61 23ZM93 24H95V22L93 23ZM100 24V23H99ZM102 24H104V22L102 23ZM107 24V23H106ZM109 24H107V25H109ZM118 24V23H117ZM32 25H34V24H32ZM59 25V24H58ZM120 25V24H119ZM136 25H138V24H136ZM3 26V25H2ZM60 26H58V27H60ZM68 26V25H67ZM70 26H71V24H70ZM88 26V25H87ZM99 26V25H98ZM104 26V25H103ZM115 26H116V24H115ZM1 27V26H0ZM3 27H5V25L3 26ZM2 27V28H3ZM38 26H36V28H37ZM45 27V26H44ZM58 27H57V29L56 30H58ZM65 27V26H64ZM78 27V28H77ZM90 27H92V29H93V26H90ZM90 27H88V28H90ZM100 27V26H99ZM39 28V27H38ZM51 28H49V32L52 30ZM108 28V27H107ZM114 28V27H113ZM117 28V27H116ZM127 28V29H128ZM247 29L248 31L249 30H251V32L252 33H246L244 30L245 29ZM5 29H6V27H5ZM4 29V30H5ZM32 29H34V28H32ZM48 28H46V30H47ZM51 29V30H50ZM102 29V28H101ZM133 29H134V27H133ZM0 30H3V29H0ZM62 30V29H61ZM128 30H130V29H128ZM132 30V29H131ZM140 30V31H141ZM240 30V32H243V33H246L245 35L246 36H244V35H242V33H240V35L237 33V31H239ZM35 31V30H34ZM53 31V30H52ZM60 31V30H59ZM102 31V30H101ZM100 31V32H101ZM108 31H109V29H108ZM112 31V30H111ZM36 32H37V30H36ZM35 32V34H37ZM54 32H56L55 30H54ZM53 32V33H54ZM66 32V31H65ZM141 32V33H142ZM106 33V32H105ZM108 33V32H107ZM112 33V32H111ZM114 33H118V32H114L113 31V33L112 34H114ZM133 33V31L131 32V34ZM55 34V33H54ZM87 34H89L88 32H87ZM91 34V33H90ZM101 34V33H100ZM110 34V33H109ZM255 34V33H254ZM34 35V34H33ZM53 35V34H52ZM62 35H64L63 34V32H57V34H56V36H55V39H54V41L57 39L56 37H62ZM86 35V36H85ZM96 35V34H95ZM107 35V34H106ZM137 35H136V37H137ZM37 36V35H36ZM49 36V35H48ZM67 36V35H66ZM90 36V35H89ZM88 36V37H89ZM100 37L102 36V35H99ZM105 36V35H104ZM109 36V35H108ZM259 36V35H258ZM257 36V37H258ZM20 37V36H19ZM23 37V36H22ZM28 37H32V36H28ZM38 37V36H37ZM37 37H35V38H37ZM65 37V36H64ZM71 37V36H70ZM87 37V38H88ZM97 37V36H96ZM107 37V36H106ZM208 37H210V38H212V40H210L209 41V43H203L204 41H203V39H205V38H208ZM260 37H264V35L263 36H260ZM169 38V39H168ZM31 39V38H30ZM98 39H99V37H98ZM98 39L96 40V39H94V40H96L97 42H98ZM101 39V38H100ZM122 39V40H121ZM199 39V40H198ZM22 40V39H21ZM29 40V39H28ZM58 40V39H57ZM61 40V39H60ZM65 40V39H64ZM67 41H68V39H66ZM69 40H71V39H69ZM92 40H93V38H92ZM102 40V39H101ZM104 40V39H103ZM107 40V39H106ZM105 40V41H106ZM141 40H142V42H141ZM183 40V41H182ZM196 40H198L199 42H196ZM256 40H258V39H256ZM27 41V40H26ZM25 41V42H26ZM33 41H34V38H33ZM192 41H194V43L192 44ZM202 41V42H201ZM27 42H29V41H27ZM35 42V41H34ZM57 42V41H56ZM95 42V41H94ZM104 42V41H103ZM116 42H118V44H116L115 45V43ZM197 44H196V43ZM206 42V41H205ZM22 43V42H21ZM29 43H31V42H29ZM43 45H42V44ZM52 43V42H51ZM85 43V41L83 42V44ZM87 43H89V41L87 42ZM99 43H100V41H99ZM71 44V43H70ZM101 44V43H100ZM111 44V45H112ZM145 44V43H144ZM190 44V46L192 45V48H190V46H188ZM204 44V45H203ZM207 44V46H205ZM20 45V44H19ZM29 45H31V44H29ZM55 45V44H54ZM53 45V46H54ZM102 45V44H101ZM104 45H106V44H104ZM257 45V44H256ZM18 46V45H17ZM58 46V45H57ZM85 46V45H84ZM108 47L110 46V43H109V45H107ZM200 46V45H199ZM216 46V47H215ZM23 47V46H22ZM97 47H98V50H97ZM148 47V46H147ZM197 47H195V48H197ZM205 47H208V49L206 48L205 49ZM215 47V48H214ZM253 47V49H251ZM257 47V46H256ZM19 48V47H18ZM113 48V49H114ZM150 48V47H149ZM189 48L190 49H192V51H191V53H190V50H189ZM203 48H204V50H203ZM46 49V50H45ZM106 49H108V48H106ZM116 49H114V50H116ZM160 49V48H159ZM251 49V50H250ZM256 49V48H255ZM260 49V48H259ZM22 50H24L23 52H22ZM55 50V51H54ZM97 50V51H96ZM114 50H113V52H114ZM122 50V51H123ZM146 50V49H145ZM154 50H156V49H154ZM161 50V49H160ZM256 50H258V49H256ZM255 50V52H256V54H258L259 53V51L257 52ZM17 51V53L19 52L18 50H15V52ZM50 51H51V49H50ZM102 51H104V50H102ZM108 51H110V50H108ZM121 51V50H120ZM121 51V52H122ZM158 51V50H157ZM262 51V50H261ZM105 52V51H104ZM111 53L113 56L112 57H114L115 55V53L117 52H115V53ZM146 52V51H145ZM149 53H150V51H148ZM163 52V51H162ZM167 52V53H166ZM193 52H194V54H193ZM199 52V54H200V51H198ZM197 52V53H198ZM101 53V52H100ZM103 53V52H102ZM124 53H126L125 51H124ZM147 53V52H146ZM197 53H196V55H197ZM209 53V54H210ZM16 54V53H15ZM41 54V55H40ZM55 54V55H54ZM97 54V56L95 57L94 55H96ZM148 54V53H147ZM209 54H208V56H209ZM255 54V55H256ZM14 55V54H13ZM17 55V54H16ZM18 55V56H19ZM50 55V54H49ZM101 55H103V54H101ZM106 55V54H105ZM104 55V56H105ZM117 55V54H116ZM119 56H120V54H118ZM125 55V54H124ZM132 55V54H131ZM144 55L146 56V54L144 53ZM203 55H205V54H203ZM261 55V54H260ZM82 56V57H81ZM127 56V55H126ZM139 56V55H138ZM143 56V55H142ZM149 56V55H148ZM157 56V55H156ZM159 56V55H158ZM199 56V55H198ZM208 56H206V58H208ZM211 56V55H210ZM107 57V56H106ZM116 57H118V56H116ZM135 57V56H134ZM133 57V58H134ZM200 57V56H199ZM7 58V57H6ZM10 58V57H9ZM76 58V59H75ZM79 58V59H80ZM96 58V59H95ZM100 58V59H99ZM105 58V57H104ZM115 58V57H114ZM123 58V57H122ZM125 58V57H124ZM128 58V57H127ZM130 58V60H129V62L132 60V62H133V60L134 61H136V59H131L132 57H129ZM146 59H147V57H145ZM151 58V57H150ZM155 58V57H154ZM205 58V59H206ZM263 58H264V56H263ZM15 59V58H14ZM75 59V60H74ZM102 59H103V57H102ZM106 59V58H105ZM111 59H113V58H111ZM121 59V58H120ZM140 59V58H139ZM155 59H157V61H159L160 62V60H158V58H155ZM204 59V60H205ZM209 59V58H208ZM7 60V59H6ZM48 60V59H47ZM117 60V59H116ZM127 60V59H126ZM125 60V61H126ZM143 60H145L144 59V57H143V59H142V65L143 64H145L146 63V61H145V63L143 62ZM199 60V61H198ZM84 60H82V62H83ZM86 61V62H87ZM113 61V60H112ZM123 60H121V62H122ZM128 61V60H127ZM138 61V60H137ZM153 61V60H152ZM156 61V60H155ZM162 61V60H161ZM249 61L251 62H253V63H249ZM85 62V61H84ZM102 62V65H103V61H101ZM101 62H99L100 64H101ZM106 63H108L109 64V62H107V61H105ZM111 62V61H110ZM140 62H141V60H140ZM140 62H139V64H140ZM158 62V63H159ZM261 62V68H263V71L262 70H260V72L262 71V73H264V59H263V61H260ZM4 63V62H3ZM6 63V62H5ZM9 63H10V61H9ZM68 63H71V64H73L72 66L71 65H69ZM75 63V64H76ZM80 63H81V60H80ZM79 63V64H80ZM97 62L95 61L94 62V64H96ZM127 63V62H126ZM149 63V62H148ZM154 62H152V64H153ZM201 63H204V61H202ZM200 63V64H201ZM259 63V62H258ZM7 64H8V62H7ZM82 64H84V63H82ZM114 64V63H113ZM71 66V67H69V66ZM78 65V64H77ZM88 65V64H87ZM87 65L86 66H84V68L86 67V68H88L87 67ZM104 65H105V63H104ZM103 65V66H104ZM117 64H115V66H116ZM122 65H126V64H124V62H123V64ZM132 65H133V63H132ZM130 66V70L132 71V73H133V71L135 72V73H137L138 71H135V70H133V69H136L137 70V68L139 67V66H137L136 64V68L134 67L133 68V66ZM142 65H140V66H142ZM146 65V64H145ZM144 65V66H145ZM148 65V64H147ZM150 65V64H149ZM156 65V64H155ZM154 65V66H155ZM161 65V64H160ZM160 65H158V67L157 68H159L160 67ZM247 65V66H248ZM251 65V66H252ZM0 66H1V64H0ZM5 66H7V65H5ZM82 66V65H81ZM108 66V65H107ZM126 66H128V64L126 65ZM126 66H123V68L124 69H126V71H128L127 72V74L130 72L129 71V68L128 67H126ZM162 66V65H161ZM209 66H211V65H209ZM212 66H213V64H212ZM244 66V68H242ZM255 66V65H254ZM257 66H258V64H257ZM260 66V65H259ZM1 67H3V66H1ZM74 68L73 69H75V65L73 66ZM78 67H80V66H78ZM83 67V66H82ZM90 67V66H89ZM98 67H100V66H98ZM111 67V66H110ZM114 67V66H113ZM113 67H112V69H113ZM126 67V68H125ZM200 67V66H199ZM246 67V68H245ZM256 67V66H255ZM254 67V68H255ZM83 68V69H84ZM90 68H92V66L90 67ZM117 68H119V67H117ZM120 68H122V67H120ZM119 68V69H120ZM122 68V69H123ZM133 68V69H132ZM140 68V67H139ZM139 68H138V70H139ZM144 68H146V67H144ZM150 68H153V66L152 67H150ZM149 68V69H150ZM156 68V69H157ZM161 68V67H160ZM163 68V67H162ZM202 68V67H201ZM254 68H251V69H254ZM72 68L70 69L71 71L73 70ZM76 69H78L77 67H76ZM79 69H81L80 71L83 73V72H85V71H82V68H79ZM78 69V70H79ZM93 69H95V67L93 68ZM107 69V68H106ZM110 69V68H109ZM121 69V70H122ZM148 69V70H149ZM155 69V70H156ZM166 69V68H165ZM164 69V70H165ZM174 69V68H173ZM200 69V68H199ZM257 69H260V68H257ZM86 70V69H85ZM98 70V69H97ZM105 70V69H104ZM140 70H142L143 71V69L142 68H140ZM139 70V71H140ZM147 70V71H148ZM152 70V69H151ZM154 70V71H155ZM162 70V69H161ZM160 69L158 70V73H159V71H161ZM255 70V69H254ZM74 71V70H73ZM72 71V72H73ZM92 71H95V70H92L91 69V72ZM108 71V70H107ZM114 71V70H113ZM125 71V70H124ZM125 71V72H126ZM142 71L141 72H138V74L140 73H142ZM172 71H168V73H171ZM203 72H205L204 70H202ZM202 71L200 72V73H202ZM257 71H259V70H257ZM71 72V73H72ZM90 72V71H89ZM102 72V71H101ZM109 72V71H108ZM116 71H114V72H111V74H114ZM124 72V73H125ZM143 72H145V70L143 71ZM165 72V71H164ZM172 72V73H173ZM69 73V72H68ZM71 73H69V74H71ZM92 73H94V72H92ZM107 73V72H106ZM132 73H130L132 76L130 77V78H132L133 77V75H135L134 73L132 74ZM156 73V72H155ZM154 73V75H157L158 76V74L156 73L155 74ZM162 73H163V71H162ZM171 73V74H172ZM205 73H207V72H205ZM204 73V74H205ZM248 73V72H247ZM259 73V72H258ZM260 74L261 76H263V74ZM8 74V75H7ZM85 74V73H84ZM88 74V73H87ZM109 74V73H108ZM120 74V73H119ZM126 74V75H127ZM139 74V75H140ZM204 74H201V76H203L204 77ZM207 74H209V72L207 73ZM75 75V74H74ZM73 75V76H74ZM79 75V74H78ZM82 75V74H81ZM91 75V74H90ZM90 75H89V77H90ZM94 75H97V74H93L92 76H94ZM129 75V74H128ZM137 75V74H136ZM143 75V74H142ZM153 75V76H154ZM160 75V74H159ZM170 74H168V75H166V76H168V77H171V75L169 76ZM206 75V74H205ZM244 75H246L245 73H244ZM67 76H69V75H67ZM72 76V75H71ZM112 76V75H111ZM110 76V77H111ZM116 76V75H115ZM156 76V77H157ZM162 76V75H161ZM165 76V77H166ZM173 76V75H172ZM199 76V75H198ZM208 76V75H207ZM206 76V77H207ZM211 76V77H212ZM80 77V76H79ZM88 77V76H87ZM102 77V76H101ZM101 77H99V78H101ZM103 77H104V75H103ZM114 77V76H113ZM135 77V76H134ZM140 77V76H139ZM139 77H135V78H139ZM152 77V76H151ZM155 77V76H154ZM154 77H152V78H154ZM160 77V76H159ZM168 77H166V78H168ZM210 77V80H212V78ZM3 78H1L0 77V80H2ZM8 78V77H7ZM115 78V77H114ZM134 78V79H135ZM150 78V77H149ZM163 78H164V76H163ZM200 78V77H199ZM199 78H198V80H199ZM244 78H245V76H244ZM261 79H262V77H260ZM263 78H264V76H263ZM58 79V80H59ZM66 79V78H65ZM75 78H73L72 80L73 81H75L74 80ZM91 79V78H90ZM104 79V78H103ZM133 79V78H132ZM203 79H205V77L203 78ZM203 79H201V80H203ZM94 80V79H93ZM108 79H106V81H107ZM115 80V79H114ZM113 80V81H114ZM117 80V79H116ZM159 80H160V78H159ZM197 80V81H198ZM210 80L208 81V82H210ZM212 80V81H213ZM262 80H264V79H262ZM60 81V80H59ZM65 81V80H64ZM67 81V80H66ZM91 81V80H90ZM99 81V80H98ZM100 81H102V80H100ZM133 81V80H132ZM136 81V80H135ZM154 81V80H153ZM153 81H151V83L153 82ZM157 81V80H156ZM155 81V82H156ZM161 81V80H160ZM206 81V80H205ZM206 81V82H207ZM5 82H8V83H10V84H8L9 85V87H6V86H8V85H6V84H4ZM61 82V81H60ZM80 82V81H79ZM92 82V81H91ZM94 82H97V81H94ZM104 82V81H103ZM110 82V81H109ZM115 82H117V81H115ZM206 82H204V80L202 81V85L203 84H206ZM207 82V83H208ZM231 82H230V84H231ZM68 83H69V81H68ZM87 83V82H86ZM105 83V82H104ZM103 83V84H104ZM107 83V86L108 85H110V84H108V82H106ZM150 83V84H151ZM198 83H199V81H198ZM210 83H212V82H210ZM226 83V82H225ZM229 83V82H228ZM233 83H232V85H233ZM15 84V85H14ZM70 84V83H69ZM76 84H78V83H76ZM84 84H85V82H84ZM90 84V83H89ZM117 83H115V85H116ZM154 85H155V83H153ZM156 84H158V83H156ZM57 85V84H56ZM63 85V84H62ZM72 85V84H71ZM86 85V84H85ZM102 85V84H101ZM105 85V84H104ZM103 85V86H104ZM114 85V84H113ZM114 85V86H115ZM146 85H148V82L146 81ZM145 85V86H146ZM163 85V84H162ZM177 85V86H178ZM199 85V84H198ZM202 85H200L199 87H202ZM208 85L209 84H207V85H204L202 88H204V89H201V88H198V89H201V90H205L207 93H208V91L207 90H209V89H207L208 88ZM243 85V86H244ZM249 85V84H248ZM261 85V84H260ZM264 85V84H263ZM69 86V85H68ZM74 86V85H73ZM84 86V85H83ZM88 86V85H87ZM99 86V85H98ZM113 86V87H114ZM150 86V85H149ZM149 86H146V87H144V86H142L141 88L143 89H141V93L143 94V92H145L143 95L144 96H146V98H149V97H151L150 96V94H152V92H151V88L149 87ZM156 86V85H155ZM210 86H212V84H210ZM209 86V87H210ZM225 86V85H224ZM234 86H236V85H234ZM251 86V85H250ZM60 87V86H59ZM63 87V86H62ZM61 87V88H62ZM72 87V86H71ZM77 87V86H76ZM102 87V86H101ZM105 87V86H104ZM108 87H110V86H108ZM107 87V88H108ZM205 87H207V88H205ZM216 87H215V89L214 90H216ZM233 87V86H232ZM240 87V86H239ZM248 87V86H247ZM263 88H264V86H262ZM61 88H60V90H59V88H58V91L57 92H59V91H61ZM75 88V87H74ZM79 88H80V86H79ZM90 88V87H89ZM139 88V87H138ZM158 88H160V84H159V87ZM166 88V87H165ZM171 88V89H170ZM229 88V87H228ZM243 88H245V87H243ZM254 89L255 88H257L256 86L255 87H253ZM53 89V90H52ZM66 89V88H65ZM77 89V88H76ZM106 89V88H105ZM111 88H109V90H110ZM112 89H114V88H112ZM161 89V88H160ZM159 89V90H160ZM163 89V88H162ZM167 89V88H166ZM218 89V88H217ZM224 89V88H223ZM231 89V88H230ZM260 89H261V87L259 88V90L258 91H260ZM73 90V89H72ZM78 90V89H77ZM82 90H84V88L82 87ZM81 90V91H82ZM86 90V89H85ZM99 90V89H98ZM97 90V91H98ZM138 90V89H137ZM136 90V91H137ZM165 90V89H164ZM228 90V89H227ZM233 90V89H232ZM232 90H231V92H230V94L232 93ZM234 90H237L236 88L234 89ZM242 90V89H241ZM249 90H251V89H249ZM263 91H261V93H263L264 94V89H262ZM49 91V92H50ZM63 91V90H62ZM62 91H61V93H62ZM80 91V90H79ZM78 91V92H79ZM101 91V90H100ZM166 91V90H165ZM171 91V92H172ZM202 91V92H203ZM210 91H212L213 93H211V92H209L210 94H215V92L216 91H213V90H211L210 89ZM238 91H240V88H239V90ZM252 91V90H251ZM256 91V90H255ZM47 92V91H46ZM48 92V93H49ZM104 92V91H103ZM107 92H108V89H107ZM106 92V93H107ZM112 92V91H111ZM201 92V91H200ZM223 92H226V91H223ZM236 93H237V91H235ZM60 93V92H59ZM60 93V94H61ZM88 93V92H87ZM89 93H90V91H89ZM99 93V92H98ZM101 93V92H100ZM113 93V92H112ZM234 93V92H233ZM239 93V92H238ZM238 93H237V95H238ZM259 94H260V92H258ZM71 94V93H70ZM137 94H139L138 92H137ZM160 94V93H159ZM209 94V95H210ZM220 94V96H221V98H222V95L221 94H225V93H219ZM226 94L228 95L229 93H227L226 92ZM241 95H242V93H240ZM240 94H239V96H240ZM51 95V96H50ZM59 94H57L56 96H58ZM63 95H65L64 93H63ZM90 95V94H89ZM100 95H103V93L102 94H100ZM105 95V94H104ZM108 95H109V93H108ZM112 95V94H111ZM111 95H109L110 97H111ZM143 95H140V96H142V98L144 97ZM218 95V91H217V94H216V96ZM234 95H235V93H234ZM243 95H245V94H243ZM261 95V94H260ZM50 96V97H49ZM117 96V95H116ZM139 96V95H138ZM149 96V97H148ZM152 96H153V94H152ZM155 96V95H154ZM153 96V97H154ZM213 96V95H212ZM211 96V97H212ZM53 97H54V94H53ZM73 97H74V95H73ZM72 97V98H73ZM76 97V96H75ZM78 97V99H81V98H83L82 96H81V98H80V96H77ZM90 97V96H89ZM153 97H151V99H150V101L152 100V102H154L155 101V99H153ZM214 97V96H213ZM218 97H219V95H218ZM223 97H225V96H223ZM231 97V96H230ZM230 97H228V98H230ZM238 97V96H237ZM236 97V98H237ZM86 98V97H85ZM84 98V99H85ZM99 98H101V97H99ZM105 98V97H104ZM108 98V100L110 99L109 97H107ZM141 98V97H140ZM142 98H141V100H142ZM155 98H157L156 96H155ZM196 98H198L197 99V101L199 102V103H207V105H205V106H202V105H192V103L194 102L195 103V101H193L194 99H196ZM221 98H219L220 100H221ZM239 98H241V97H239ZM239 98H238V100H239ZM251 98V97H250ZM52 99V100H51ZM63 99V98H62ZM61 99V100H62ZM84 99H83V101H82V105L80 104V102H79V104H80V106H83L84 105ZM94 99H96L97 100V98L96 97H93V100ZM106 99V98H105ZM177 99H180V100H177ZM225 99H226V97H225ZM224 99V101H226ZM235 99V98H234ZM87 100H89V102H90V100H92L91 98H89L88 99V97H87ZM93 100H92V102H93ZM111 100V99H110ZM113 100V99H112ZM114 100H117V97H114ZM140 100V99H139ZM140 100V101H141ZM154 100V101H153ZM212 100V99H211ZM215 100V99H214ZM212 101V103L214 102H217V101ZM64 101H67V99H66V97H65V100L63 99V102ZM95 101V100H94ZM100 101V100H99ZM119 101V100H118ZM117 101V102H118ZM140 101H138V103L140 104H137V105H135L136 107L138 106V109H134V111H132V113L133 112H135V111H137L136 113L138 114V113H140L141 112V114L145 117V120H147V119H149V121H150V115H151V113H150V115H149V118H148V111L147 110H149V108L151 109L153 106L151 105L152 104V102H150V103H145V102H143V100L140 102ZM149 101V100H148ZM175 101V102H176ZM192 101V102H191ZM197 101H196V104H198L197 103ZM204 101V102H203ZM232 101V100H231ZM41 102V103H40ZM88 102V103H89ZM92 102H90V104L92 103ZM120 102H122V100L120 101ZM155 102H157V101H155ZM176 102V103H177ZM208 102H209V100H208ZM218 102L216 103V105L218 104ZM39 103V104H38ZM57 103V104H56ZM60 103H62V101L60 102ZM76 103V104H75ZM86 103V102H85ZM94 103V102H93ZM100 103V102H99ZM114 103V102H113ZM141 103H143V105L145 104V105H150V107L148 108L147 107V109L145 108L146 106L144 105V107L142 106L141 107ZM175 103V104H176ZM226 103H227V101H226ZM43 106H42V105ZM87 104V103H86ZM95 104V103H94ZM121 104V103H120ZM155 104V103H154ZM160 104V103H159ZM36 105H41L42 106V109L40 108V107H37ZM65 105V104H64ZM67 105V104H66ZM115 105V104H114ZM118 106H119V104H117ZM123 105V107H124V105L125 104H121V106ZM209 105H211V103H209ZM220 105V106H221ZM46 107L45 109L43 108V107ZM59 106V105H58ZM76 106H78V104L76 105ZM80 106H79V108H80ZM88 106V105H87ZM111 106V105H110ZM116 106V105H115ZM134 106V107H135ZM139 106H140V108H139ZM152 106V107H151ZM173 106H174V104H173ZM207 106V107H206ZM59 107V108H60ZM122 107V108H123ZM133 107V108H134ZM154 107H156V104L154 105ZM153 107V108H154ZM160 107H161V105H160ZM163 107V106H162ZM185 107H187V106H185ZM88 108V107H87ZM121 108V109H122ZM152 108V109H153ZM233 108V107H232ZM231 108V109H232ZM85 109V108H84ZM120 109V110H121ZM140 109V112L138 111ZM158 109V108H157ZM219 109V110H218ZM233 109H235V108H233ZM233 109L231 110V112L233 113ZM247 109V108H246ZM161 110V109H160ZM159 110V111H160ZM169 110V111H168ZM221 110V111H220ZM239 110H240V108H239ZM242 110V112H243V109H241ZM241 110H240V112H241ZM245 110V109H244ZM149 111H152V110H149ZM171 110L170 109H168V108H166V112L168 113V112H170ZM235 111V110H234ZM238 111V110H237ZM6 112H4V113H6ZM18 112H21V115H22V119H24L23 121H21L19 118H16V120H19V121H16L15 120V118H14V120H13V116L14 115H16V116H18L19 117V115H18ZM69 112H71L70 114H69ZM165 112V113H166ZM239 112V111H238ZM238 112H236V114H237V116L239 115L238 114ZM246 112H248V111H246ZM245 112V113H246ZM67 113L69 114L68 116H67ZM84 114H85V112H83ZM153 113L155 114V112H154V109H153ZM166 113V115H167V117H169L168 116V114ZM244 113V114H245ZM12 114H14V115H12ZM75 114V115H76ZM87 114V113H86ZM141 114H139L140 115V120H142L143 118H142V116H141ZM157 114V113H156ZM226 114H228V116H226ZM235 114V115H236ZM247 114V113H246ZM245 114V115H246ZM249 114H251L250 112H249ZM254 114H255V112H254ZM257 114V117H258V113H256ZM7 115V114H6ZM75 115H73V116H75ZM78 115V114H77ZM79 115H80V113H79ZM112 115V114H111ZM114 115V114H113ZM120 115V114H119ZM121 115H122V113H121ZM136 115V114H135ZM138 115V116H139ZM147 116V118H146V116ZM163 115H165V114H163ZM175 115H176V117H175ZM209 115V114H208ZM211 115V116H212ZM234 114H232V116L229 118V121L231 122V120L230 119H232V117L233 116H235ZM241 115V114H240ZM239 115V116H240ZM16 116H14V117H16ZM80 116H82V115H80ZM115 116V115H114ZM156 116V115H155ZM179 116V118L178 119H180L181 117ZM213 116H212V118H213ZM216 116V115H215ZM214 116V117H215ZM237 116H236V118H237ZM252 116H254V115H252L251 114V116H250V118L252 117ZM84 117V116H83ZM112 117V116H111ZM121 117V116H120ZM162 117V116H161ZM166 117V118H167ZM216 117H218V116H216ZM222 117V118H223ZM245 117V116H244ZM82 118V117H81ZM108 118H110V117H108ZM114 118V117H113ZM116 119L117 118H119V117H115ZM152 118L154 119V116H153V114H152V117H151V121H152ZM221 118V117H220ZM239 118V117H238ZM237 118V121H239L240 122V120ZM30 119H32L31 120V123L29 124V122H30ZM121 119V118H120ZM137 119V118H136ZM162 118H160L159 120H161ZM168 119H170V118H167V121H169ZM172 119V118H171ZM182 119V118H181ZM218 119H219V117H218ZM226 119H228V118H226ZM246 119H247V117H246ZM83 120H87V118H84ZM82 120V121H83ZM144 120V119H143ZM142 120V121H143ZM156 120V119H155ZM165 120V119H164ZM174 120L172 121V123L171 124H174L173 122H174ZM203 120H204V122L205 121H208L207 122V124L205 125L204 123H203ZM212 120V119H211ZM216 120V119H215ZM213 121L212 120V122H210V123H212L213 125H214V123L215 122H217V121ZM221 120V119H220ZM225 120V119H224ZM233 120L236 122V119H234V117H233ZM256 120V119H255ZM260 120V119H259ZM0 121H1V117H0ZM29 121V122H28ZM88 121H90V120H88ZM122 121H126V120H122ZM162 121H163V119H162ZM166 121V120H165ZM219 121V120H218ZM222 121V120H221ZM227 122V120H225L223 123H220V124H224V123H230V122ZM242 121H243V119H242ZM241 121V122H242ZM251 121V120H250ZM127 122V121H126ZM220 122V121H219ZM235 122H233V123H235ZM249 122V121H248ZM262 122V121H261ZM38 123H36V125L38 126L39 124ZM170 123H167L168 125L167 126H169V124ZM218 123V122H217ZM255 123V122H254ZM3 124V125H4ZM55 126H54V125ZM68 125H69V123H67ZM71 124V123H70ZM74 124V123H73ZM76 124V123H75ZM87 124H89L88 122H87ZM91 124V123H90ZM211 124V125H212ZM249 124V123H248ZM251 124V123H250ZM31 125V126H30ZM166 125V124H165ZM210 125V124H209ZM210 125V126H211ZM216 125V124H215ZM230 125H231V123H230ZM234 125V124H233ZM233 125H231V126H233ZM244 125V124H243ZM252 125V124H251ZM34 126V125H33ZM41 126V125H40ZM65 126V125H64ZM73 126V128H75L74 127V125H72ZM79 126V125H78ZM82 126H83V124H82ZM86 126V125H85ZM88 126V125H87ZM217 126V125H216ZM219 126V125H218ZM217 126V127H218ZM237 126V125H236ZM236 126L235 127H233V128H235L236 129ZM244 126H247V125H244ZM250 126V125H249ZM252 126H254V124L252 125ZM257 126V125H256ZM263 126V125H262ZM0 127H1V125H0ZM70 127H71V125H70ZM69 126H68V128H70ZM88 127H90V125L88 126ZM87 127V128H88ZM165 127V126H164ZM228 127V126H227ZM242 127V126H241ZM65 128V127H64ZM64 128H62V130H64ZM76 128H78V127H76ZM76 128L74 129V130H72V131H75L76 130ZM80 128V127H79ZM166 128V127H165ZM232 128V127H231ZM232 128V129H233ZM248 128V127H247ZM250 128V127H249ZM254 128H255V126H254ZM261 128H263V127H261ZM260 128V129H261ZM5 129V128H4ZM65 129H67V127L65 128ZM81 129V128H80ZM83 129V128H82ZM88 129H91V128H88ZM93 129V128H92ZM146 129V128H145ZM144 128H140V129H138V131H136L135 130V132H133V133H136V132H138V133H136V134H138V136H142L143 137V139H144V141H146V139L144 138V137H149V135H148V132L149 131H147V130H145ZM215 129V128H214ZM220 129V128H219ZM239 129H241V128H239ZM259 129V131H261ZM51 130V131H50ZM209 130V131H208ZM226 130H228V129H226ZM243 130V129H242ZM250 130V129H249ZM256 130V129H255ZM257 130H258V127H257ZM264 130V129H263ZM5 131V130H4ZM36 131H37V128H36ZM41 131V130H40ZM42 131H44V130H42ZM41 131V132H42ZM89 131V130H88ZM153 131V130H152ZM216 133H218L219 134V132L220 131H222V129L221 130H214ZM237 131V130H236ZM235 131V132H236ZM247 131H248V129H247ZM57 132H59V133H57ZM63 132V131H62ZM62 132L60 133V134H62ZM65 132H67V133H65L67 136H66V138L68 139V137H70V136H68L69 134H70V132L71 131H69V134H68V131L66 130ZM77 132L78 133H82V132H79V130L77 129ZM150 132H151V130H150ZM149 132V133H150ZM164 132V131H163ZM172 132H174V133H172ZM212 132V131H211ZM234 132V133H235ZM245 132V131H244ZM252 132V131H251ZM1 133V132H0ZM8 133V132H7ZM10 133V132H9ZM64 133V132H63ZM72 133V132H71ZM75 133H76V131H75ZM99 133V132H98ZM97 133V134H98ZM238 133V132H237ZM253 133V132H252ZM260 133V132H259ZM43 134H44V132H43ZM47 134H48V132H47ZM47 134L45 135V136H47ZM64 134V135H65ZM88 134V133H87ZM95 134V133H94ZM96 134V135H97ZM100 134V133H99ZM102 134V133H101ZM151 134H153V135H156V136H154V137H156L155 138V141L157 142V143H159L160 142V140H162L161 139V134L163 135V133H158V134H155V131H154V133H150V136H151ZM217 134V135H218ZM227 134V133H226ZM249 134H250V132H249ZM249 134H247V135H249ZM262 134V133H261ZM1 135H2V133H1ZM11 135V134H10ZM53 135V134H52ZM71 135V134H70ZM74 135V134H73ZM78 135H81V134H78ZM77 135V136H78ZM103 135V134H102ZM165 135V134H164ZM163 135V136H164ZM209 135V134H208ZM211 135H214V134H210L209 136L211 137ZM216 135V136H217ZM220 135H222V133L220 134ZM219 135V136H220ZM233 135V134H232ZM243 135V134H242ZM247 135L245 136L246 137V139H247ZM252 134H250V137L251 138H253V136H251ZM254 135H255V133H254ZM264 135V134H263ZM4 136V135H3ZM9 136V135H8ZM44 135H42V137H43ZM63 136V135H62ZM76 136V135H75ZM85 136V135H84ZM93 136H95V135H93ZM106 136V135H105ZM104 136V137H105ZM162 136V137H163ZM229 136V135H228ZM227 136V137H228ZM234 136V135H233ZM244 136V135H243ZM259 136H260V134H259ZM26 137H27V134H26ZM50 137H51V135H50ZM53 137V136H52ZM61 136H59V138H60ZM82 137V136H81ZM80 137V138H81ZM90 137H91V135H90ZM102 137V136H101ZM210 137H208V138H210ZM213 138L215 137V136H212ZM218 137V136H217ZM222 137V136H221ZM220 137V138H221ZM224 137V136H223ZM255 137H256V135H255ZM261 137H263V136H261ZM260 137V138H261ZM1 138V137H0ZM9 138V137H8ZM38 138H40V137H38ZM94 138H100L99 137V135L97 136V137H94ZM150 138V137H149ZM151 138H153V137H151ZM150 138V139H151ZM220 138H217V139H220ZM240 138V137H239ZM259 138V137H258ZM259 138V139H260ZM19 139V138H18ZM17 139V140H18ZM22 139V140H23ZM49 139V138H48ZM55 139V138H54ZM53 139V140H54ZM64 139H65V137H64ZM71 139V138H70ZM69 139V140H70ZM83 139H85V138H83ZM88 139V138H87ZM93 138H91V139H89V140H92ZM105 139V138H104ZM108 139V138H107ZM216 139V140H217ZM224 140L226 139V138H223ZM235 139V138H234ZM238 139V138H237ZM14 140V139H13ZM38 140V139H37ZM40 140V139H39ZM44 140V139H43ZM46 141H47V139H45ZM52 140V139H51ZM66 140V139H65ZM73 140H75V137H74V139L72 138V141ZM78 140H80L79 139V136H78ZM88 140V141H89ZM141 141H143L142 139H140ZM163 140V141H164ZM221 140V139H220ZM229 140H230V138H229ZM228 140V141H229ZM240 140H241V138H240ZM1 141H4V140H1ZM6 141V140H5ZM20 141H21V139H20ZM49 141H50V139H49ZM71 141V142H72ZM81 141V140H80ZM142 142V146H144L145 144V142ZM152 141L155 143V141H154V139H152ZM226 141V140H225ZM231 141V140H230ZM236 141V140H235ZM238 141V140H237ZM236 141V142H237ZM242 141V140H241ZM253 141V140H252ZM259 141H261V139L259 140ZM39 142H41L42 144L44 143V144H46L45 143V141L44 142H42V141H38L37 143H39ZM55 142V141H54ZM73 142H75V141H73ZM76 142H77V140H76ZM91 142V141H90ZM95 142V141H94ZM100 142V141H99ZM104 142V141H103ZM147 142V141H146ZM151 142V141H150ZM149 142V143H150ZM212 142H215L214 141V139H212ZM221 142V141H220ZM234 142V141H233ZM245 142V141H244ZM15 143V142H14ZM24 143V142H23ZM59 143V142H58ZM62 143V142H61ZM78 143H80L79 141H78ZM97 143V142H96ZM157 143H155V145H157V146H159ZM247 143V142H246ZM3 144V143H2ZM21 144V143H20ZM48 144H50V143H48ZM55 144V143H54ZM67 144V143H66ZM72 144V143H71ZM80 144H82V143H80ZM80 144H78V145H80ZM140 144H141V142H140ZM140 144H138L140 147H142ZM160 144V143H159ZM210 144V145H209ZM235 144V143H234ZM241 144H243V143H241ZM1 145V144H0ZM17 145V144H16ZM47 145V144H46ZM46 145H44V146H46ZM69 145H70V142H69ZM91 145V144H90ZM147 145V144H146ZM149 145V144H148ZM147 145V146H148ZM151 145V144H150ZM164 145H165V147H164ZM216 145H218V144H216ZM233 145V144H232ZM238 145H240V144H238ZM2 146V145H1ZM48 146L49 145H47L46 147L48 148ZM82 146V145H81ZM89 146V145H88ZM153 147H154V145H152ZM159 146V147H160ZM214 146H215V144H214ZM219 146V145H218ZM235 146V145H234ZM236 146H237V144H236ZM245 146H247L246 144H245ZM24 147V146H23ZM42 148H40L41 150L43 149V146H41ZM51 146H49V148H50ZM62 147H64V146H62ZM69 147V146H68ZM137 147V146H136ZM145 147V146H144ZM149 147V146H148ZM151 147V146H150ZM220 147V146H219ZM237 147H239V146H237ZM240 147H242V146H240ZM1 148V147H0ZM6 148H7V146H6ZM22 148V147H21ZM25 148V149H26ZM88 148V147H87ZM87 148L86 149H82L83 151H87ZM93 148V147H92ZM143 148V147H142ZM141 148V149H142ZM156 148V147H155ZM231 148H232V146H231ZM245 148V147H244ZM45 149V148H44ZM141 149L140 148H137V150L135 149V151H134V149H132L133 150V152H132V154L130 153V154H128L130 157L132 156V158H131V160L132 161H130V159L128 158V159H126V161H124L125 159L123 158V156L121 157L122 159H123V163H122V166L124 167H122L124 170H126V176H125V178L127 179V176L128 175H133V174H135V172L137 173V172H140L141 171V169H140V171H138L137 169L139 168L138 166V168L136 167V165H135V163L137 164V163H139L138 161L140 160V159H142V158H144L145 156L142 154L143 152H145L146 150H143V152H141ZM146 149V148H145ZM158 149V148H157ZM236 149V148H235ZM240 149V148H239ZM243 149V148H242ZM1 150V149H0ZM24 150V149H23ZM48 150V149H47ZM50 150H51V148H50ZM88 150H90V148L88 149ZM148 150V149H147ZM151 150V149H150ZM156 150V149H155ZM155 150H153V151H155ZM234 150V149H233ZM233 150H231V151H233ZM241 150V149H240ZM245 150H247L246 148H245ZM244 150V152L246 153L247 151H245ZM254 150V149H253ZM9 151V150H8ZM26 151V150H25ZM77 151V150H76ZM83 151H82V153L81 154H83ZM93 151V150H92ZM160 151V152H161ZM209 151V150H208ZM208 151H207V153H208ZM243 151V150H242ZM256 151V150H255ZM23 152V151H22ZM43 152V151H42ZM41 152V153H42ZM48 152V151H47ZM88 152V151H87ZM86 152V153H87ZM97 152V151H96ZM146 152H148V151H146ZM145 152V153H146ZM152 152V151H151ZM159 152V153H160ZM161 152V153H162ZM202 152V153H201ZM248 152H250V151H248ZM35 153V154H36ZM79 153V154H80ZM90 153V152H89ZM94 153V152H93ZM105 153V152H104ZM129 153V152H128ZM150 153V152H149ZM162 153V154H163ZM201 153V154H200ZM207 153L205 154V157H206V155H207ZM211 153V152H210ZM213 153V152H212ZM36 154V155H37ZM45 154V153H44ZM80 154V155H81ZM96 154V153H95ZM107 154V153H106ZM153 154H154V152H153ZM218 153L216 152V155H214V153H213V155H210L211 157L212 156H218L217 155ZM247 154V153H246ZM27 155V154H26ZM35 155V156H36ZM41 155V154H40ZM93 155V154H92ZM108 155V154H107ZM117 155V154H116ZM150 155V154H149ZM151 155H152V153H151ZM150 155V156H151ZM159 155V154H158ZM204 155V154H203ZM222 155V154H221ZM242 155V154H241ZM244 155V154H243ZM249 155V154H248ZM251 155V154H250ZM252 155H254V153L252 154ZM95 155H93L92 157H94ZM97 156H100L99 155V153H98V155ZM119 155H117V157H118ZM161 156H163V155H161ZM207 156H209V153H208V155ZM209 156V157H210ZM226 156V155H225ZM225 156H222V157H225ZM0 157H2V156H0ZM6 157V156H5ZM19 157V156H18ZM23 157V156H22ZM37 157V156H36ZM39 157V156H38ZM42 156H40V158H41ZM46 157H47V155H46ZM49 157V156H48ZM81 157V156H80ZM96 157V156H95ZM102 157V156H101ZM104 157H105V155H104ZM116 157V156H115ZM117 157H116V159H117ZM120 157V156H119ZM118 157V158H119ZM147 157H148V155H147ZM156 157H157V154H156ZM155 156H154V159H156V162H157V159H161V157H160V155H159V158H156ZM220 157V156H219ZM222 157H220V158H222ZM250 157V156H249ZM252 157V156H251ZM21 158V157H20ZM35 158V157H34ZM39 158V159H40ZM82 158H83V156H82ZM90 158H91V154H90ZM103 158V157H102ZM101 158V159H102ZM153 158V157H152ZM203 158V157H202ZM207 158V157H206ZM227 158V157H226ZM245 158V157H244ZM262 158V157H261ZM264 158V157H263ZM22 159V158H21ZM33 159V158H32ZM43 159V158H42ZM148 159V158H147ZM147 159H145L144 158V160H147ZM211 159V158H210ZM223 159V158H222ZM243 159V158H242ZM248 159V158H247ZM246 158L244 159V160H247ZM249 159H251V158H249ZM249 159H248V161H249ZM4 160V159H3ZM37 160H38V158H37ZM48 160V159H47ZM91 160V159H90ZM93 160V159H92ZM97 160V159H96ZM118 160H121V159H117V162H119V164H120V161H118ZM149 160V159H148ZM202 160H204V159H202ZM212 160H214V159H212ZM226 160V159H225ZM252 160H253V157H252ZM257 160V159H256ZM263 160V159H262ZM8 161V160H7ZM6 160L4 161L5 163L7 162ZM15 161V160H14ZM31 161V160H30ZM32 161H34V160H32ZM40 161V160H39ZM42 161V160H41ZM134 161H136L135 163H134ZM162 161V160H161ZM160 161V162H161ZM173 161H171L170 162V164L173 162ZM208 161H209V159H208ZM227 161V160H226ZM248 161H244V164H246V162L247 163H249ZM261 161V160H260ZM264 161V160H263ZM263 161H261V162H263ZM9 162V161H8ZM17 162V161H16ZM35 162V161H34ZM44 162V161H43ZM142 162V161H141ZM159 162V161H158ZM216 162V161H215ZM242 162V161H241ZM253 162H255V161H253ZM253 162H251V163H253ZM3 163V162H2ZM37 163V162H36ZM42 163V162H41ZM163 163V162H162ZM162 163H160V164H162ZM168 163V162H167ZM167 163H165L164 162V164H165V166H167L166 164ZM174 163V162H173ZM217 163V162H216ZM216 163L214 164L215 166H217L216 165ZM250 163V164H251ZM0 164H1V162H0ZM14 164V163H13ZM15 164H17V163H15ZM14 164V165H15ZM50 164L52 165V163L50 162ZM49 164V165H50ZM142 164H143V162H142ZM164 164H162V165H164ZM169 163H168V165H170ZM212 164H213V162H212ZM219 164V163H218ZM243 164V165H244ZM256 164V163H255ZM259 164H260V162H259ZM258 163H257V165H259ZM8 165H9V163H8ZM221 165V164H220ZM242 165V164H241ZM17 166V165H16ZM145 166V165H144ZM155 166L157 167L158 165H156L155 164ZM211 166V165H210ZM222 166H223V163H222ZM224 166H225V163H224ZM10 167V166H9ZM12 167H13V165H12ZM11 167V168H12ZM53 166H51V168H52ZM57 167V166H56ZM142 167V166H141ZM173 167H174V165H173ZM197 167H199V166H197ZM206 167H208V166H206ZM213 167V166H212ZM212 167H211V169H212ZM226 167V166H225ZM249 167V165H247V168ZM252 167V166H251ZM7 168V167H6ZM15 168V167H14ZM18 168V167H17ZM17 168H15V169H17ZM120 168H121V165H120ZM121 168V169H122ZM145 168H147L146 166H145ZM144 168V169H145ZM175 168V167H174ZM201 168V169H200ZM204 168V167H203ZM210 168V167H209ZM214 169H215V167H213ZM217 168V170L216 171H219L220 172V170H218V168H220V167H216ZM240 168V167H239ZM246 168V169H247ZM252 168H254V167H252ZM252 168H251V170H252ZM4 169H5V167H4ZM46 169V168H45ZM172 169V168H171ZM199 169L200 170H202V167L200 166L199 167ZM213 169V170H214ZM242 170L244 169V168H241ZM260 169V168H259ZM6 170V169H5ZM53 170V169H52ZM59 170V169H58ZM57 170V171H58ZM147 170H148V168H147ZM173 170V169H172ZM196 170H198V169H196ZM210 170V169H209ZM222 170V169H221ZM242 170H240L241 172H242ZM3 171V170H2ZM149 171V170H148ZM204 171V170H203ZM207 171V170H206ZM246 171V170H245ZM256 171H258V170H256ZM261 172H264V171H262V169L260 170ZM10 172V171H9ZM9 172H8V174H9ZM13 172H15V171H13ZM26 172V171H25ZM142 172H143V170H142ZM146 173H147V171H145ZM166 172V171H165ZM171 172H173V171H171ZM250 172V171H249ZM249 172H248V174H249ZM255 172V171H254ZM17 173V172H16ZM28 173V172H27ZM56 173V172H55ZM167 173H169V172H167ZM196 173H197V171H196ZM198 173H202V172H200L199 170H198ZM224 173V172H223ZM228 173V172H227ZM256 173H258V172H256ZM7 174V173H6ZM12 174V173H11ZM21 174H22V172H21ZM128 174V175H127ZM145 174V173H144ZM148 174V173H147ZM219 174V173H218ZM246 174V173H245ZM262 174V173H261ZM1 175H4V174H1ZM20 175V174H19ZM28 175V174H27ZM142 175V174H141ZM173 175V174H172ZM206 174H204V176H205ZM209 175V174H208ZM207 175V176H208ZM210 175H211V173H210ZM214 175H216V174H214ZM237 175V174H236ZM14 176V175H13ZM16 176V175H15ZM14 176V177H15ZM17 176H18V174H17ZM16 176V177H17ZM24 176V175H23ZM22 176V177H23ZM146 176V175H145ZM186 176V177H185ZM203 176V175H202ZM217 176V175H216ZM256 176V174L254 175V177ZM260 176V175H259ZM264 176V175H263ZM2 177V176H1ZM0 177V178H1ZM4 177V176H3ZM2 177V178H3ZM10 177V176H9ZM21 177V178H22ZM138 177V176H137ZM188 177V178H187ZM192 177H193V179H192ZM192 177H191V179L193 180V183L195 182L194 181V176L192 175ZM198 176L196 175V177H195V180H196V178H197ZM8 178V177H7ZM13 178V177H12ZM11 178V179H12ZM19 178H20V176H19ZM130 178H132V177H130ZM189 179V180H186V179ZM199 178V177H198ZM203 178H206V177H203ZM237 178H238V176H237ZM10 179V178H9ZM8 179V180H9ZM18 179V178H17ZM17 179H15L16 181H17V183L19 184V181H20V179L19 180H17ZM139 179V178H138ZM143 179H144V177H143ZM142 178H141V180H143ZM173 179H174V177H173ZM210 178H208V180H209ZM212 179V178H211ZM210 179V180H211ZM226 179V178H225ZM227 179H229V178H227ZM240 181L242 180L243 181V178L241 179V178H238ZM245 179V178H244ZM6 180V179H5ZM7 180V181H8ZM15 180L13 181V182H15ZM134 180H135V178L133 179V181H129V179H127V181H129V182H132V183H134ZM186 180V181H185ZM201 181H202V179H200ZM207 180V179H206ZM208 180L207 181H205L204 180V183L205 184H207V186L209 185L208 184ZM215 182H216V180L217 179H213ZM237 180V179H236ZM238 180V182H240ZM249 180V179H248ZM248 180H247V178L245 179V181L246 182H248ZM2 181V180H1ZM4 181V180H3ZM10 181V180H9ZM191 181V180H190ZM189 181V182H190ZM198 181V180H197ZM218 181H219V179H218ZM224 181V180H223ZM228 181V180H227ZM242 181H241V183H242ZM207 182V183H206ZM233 182V181H232ZM7 183H9V182H7ZM11 183V182H10ZM16 183V185H18ZM137 183H138V181H137ZM136 183V184H137ZM198 183H200V182H198ZM212 183H213V181H212ZM236 183H237V181H236ZM25 184V183H24ZM23 183H20L18 186H17V189L19 190V191H22V192H24L26 195H28L29 193V191L27 190L26 191V187H25V185H24ZM94 184V183H93ZM189 184V183H188ZM187 184V185H188ZM195 184V183H194ZM194 184H192V181L190 182V188L191 187H194L193 185ZM201 184V183H200ZM199 184V185H200ZM202 184H203V182H202ZM227 184H229V183H227ZM247 184V183H246ZM14 185H15V183H14ZM131 185L132 184H130V188H131ZM192 185V186H191ZM211 185V184H210ZM224 185H225V183H224ZM235 185V184H234ZM233 185V186H234ZM241 185V184H240ZM10 186V185H9ZM177 186V185H176ZM175 186V187H176ZM196 186V185H195ZM203 186H205L204 184H203ZM206 186V187H207ZM217 186V185H216ZM216 186L214 187V188H216ZM237 186H239L238 185V183H237ZM236 186V187H237ZM243 186V185H242ZM93 187V186H92ZM197 187V186H196ZM206 187H205V189H206ZM210 187V186H209ZM97 188V187H96ZM143 188V187H142ZM141 188V189H142ZM177 188H182V187H177ZM176 188V189H177ZM186 188H187V186H186ZM199 188V187H198ZM214 188H212L213 190H214ZM238 188H241V190L243 189L241 186L240 187H238ZM92 189H94V188H92ZM183 189V188H182ZM185 189V188H184ZM183 189V190H184ZM189 189V188H188ZM193 189V188H192ZM192 189H190V190H192ZM204 189V188H203ZM212 189L210 188V192H213L212 191ZM230 188L228 187V190H229ZM95 190V189H94ZM183 190L181 191V192H183ZM187 189H185V191H186ZM195 190V189H194ZM196 190H197V188H196ZM195 190V191H196ZM225 190H227V189H225ZM235 190V189H234ZM233 190V191H234ZM238 190H240V189H238ZM128 191V190H127ZM177 191V190H176ZM187 191H189V190H187ZM200 191H201V189H200ZM218 190H216V192H217ZM243 191V190H242ZM129 192H130V190H129ZM129 192H128V194H129ZM146 192V191H145ZM179 192V191H178ZM191 192V191H190ZM189 192V193H190ZM194 192V191H193ZM205 192V191H204ZM210 192L208 193V194H210ZM215 191L213 192V193H215V194H217ZM131 193V192H130ZM144 193V192H143ZM192 193V192H191ZM213 193H212V195H213ZM23 194V193H22ZM187 194V193H186ZM204 194V193H203ZM205 194H207V193H205ZM214 194V195H215ZM142 195V194H141ZM184 195V194H183ZM187 195H189V194H187ZM192 195V194H191ZM211 195V194H210ZM213 195V197L215 198V196ZM217 195H219V194H217ZM102 196V195H101ZM104 196V195H103ZM132 196V195H131ZM144 196V195H143ZM151 197L153 196V195H150ZM206 196V195H205ZM204 196V197H205ZM208 196V198L210 197L209 195H207ZM207 196H206V198H207ZM100 197V196H99ZM127 197H129V195L127 196ZM151 197H150V199H151ZM184 197V196H183ZM197 197V196H196ZM212 197V198H213ZM139 198H140V195H139ZM154 200H155V198L154 197H152ZM211 198V197H210ZM209 198V199H210ZM216 198H218V197H216ZM220 198V197H219ZM129 199H131L130 197H129ZM202 199V198H201ZM205 199V198H204ZM208 199V201H210ZM132 200V199H131ZM134 200V199H133ZM187 200V199H186ZM214 202H215V200L214 199H212ZM218 200V199H217ZM76 201H77V199H76ZM137 201V200H136ZM205 202L207 201V199L206 200H204ZM207 201V202H208ZM213 201H211V203H213ZM40 203L41 201L40 200H37L36 201V203ZM128 202V201H127ZM156 202H157V200H156ZM179 202V201H178ZM181 202H182V200H181ZM199 202H201V201H199ZM206 202V203H207ZM76 203V202H75ZM129 203V202H128ZM137 203V202H136ZM153 203H155V201H153ZM186 203V202H185ZM192 203V202H191ZM209 204H210V202H208ZM41 204V203H40ZM141 204H143L142 202H141ZM181 204H183V202L181 203ZM197 204H199V203H197ZM135 205V204H134ZM190 205V204H189ZM193 205V204H192ZM191 206V205H190ZM198 206V205H197ZM134 207V206H133ZM228 207V206H227ZM43 208V207H42ZM230 208V207H229ZM232 208H233V206H232ZM238 208V207H237ZM241 209H243L242 208V206L240 207ZM135 208H133V210H134ZM137 209V208H136ZM227 209V208H226ZM247 209V208H246ZM44 210V209H43ZM42 210V211H43ZM120 210H122L121 208H120ZM184 210H186V209H184ZM45 211V210H44ZM238 211V216H237V219H236V216H235V219H233V220H235V222H233V220L231 219V221H229V217H228V223H230V225H232L231 227H233L234 229H235V232L236 233H239V235L240 236H242L243 235V232H245V230H246V232L245 233H248L247 232V230H248V227H249V225H251V224H254V219H253V217L251 216V215H253V214H249V215H247V213H245L246 214V218H248V217H252V220H253V222H251V220H250V222L248 221H246V219H244V215H242V214H240V213H243V211L242 212H239L240 210H237ZM137 212V211H136ZM186 212V211H185ZM184 212V213H185ZM183 213V212H182ZM227 213V212H226ZM228 213H230V212H228ZM252 213V212H251ZM42 214H43V212H42ZM137 214V213H136ZM193 214V213H192ZM233 214V213H232ZM231 214V215H232ZM235 214V213H234ZM237 214V213H236ZM235 214V215H236ZM244 214V213H243ZM130 215L131 216H133L131 213H130ZM182 215H186V214H182ZM181 215V217H179L180 219L183 217ZM189 215V214H188ZM191 215V214H190ZM230 214H229V216H231ZM130 216V217H131ZM234 216V215H233ZM248 216V217H247ZM37 217V219H38V217L39 216H36ZM136 217V216H135ZM34 218H35V215H34ZM187 218V217H186ZM191 218H192V216H191ZM190 218V220H192ZM231 218V217H230ZM33 219V217L31 218V220ZM34 220H36V219H33V221ZM197 220V219H196ZM37 221V220H36ZM129 221H131V220H129ZM178 221H180V220H178ZM182 221V220H181ZM256 221V220H255ZM132 222H133V218H132ZM192 223H193V221H191ZM233 222V223H232ZM196 223V222H195ZM250 223V224H249ZM255 223H258V221H256ZM130 224V223H129ZM194 224V223H193ZM198 224V223H197ZM259 224V223H258ZM258 224H256L255 226L254 225H251V226H253L256 230H252V229H254V228H252L251 226H250V228H252V229H250L249 228V230L248 231H250V230H252L251 232L252 233H250V234H253V237L255 238V240H257L256 241V243L254 244V245H256V248L257 249H253V247H254V245H252L253 247H252V249L254 250L253 252H246V250H244L243 252H242V258L241 259H243V264H264V229H262L260 226H263V224L261 225V223H260V225H258ZM200 225V224H199ZM228 225V224H227ZM226 225V226H227ZM230 225H229V227H230ZM257 225L259 226V228L260 229H257ZM225 226V227H226ZM248 226V227H247ZM228 227V226H227ZM226 227V228H227ZM230 227V228H231ZM129 229H130V227H128ZM195 228V230L197 229L196 227H194ZM203 228V227H202ZM202 228H200L201 230V232H202ZM207 228V227H206ZM225 228V229H226ZM233 228H231V230L233 231ZM188 229V228H187ZM186 229V230H187ZM207 229H209V227L207 228ZM206 229V230H207ZM222 229V228H221ZM224 229V228H223ZM221 230L220 232L222 233V235H224V233H223V231L225 230ZM181 230H184L183 232H185V229H181ZM194 230V229H193ZM193 230L192 229H189V231H192L193 232ZM205 230V231H206ZM211 230V229H210ZM219 230V229H218ZM217 230V231H218ZM230 229H228V232H226L227 234H225V235H229V234H231L230 233V231H231ZM199 231V230H198ZM204 231V230H203ZM208 231V230H207ZM225 231H227V229L225 230ZM224 231V232H225ZM182 231H180V233H181ZM182 232V233H183ZM187 233H188V231H186ZM186 232H185V234H186ZM196 232H197V230H196ZM214 232H216V230L214 231ZM220 232H219V234H220ZM234 231H233V234L235 233ZM204 233V232H203ZM209 233H212L211 231L209 232ZM208 233V234H209ZM235 233V234H236ZM189 234L191 235V236H193V234L194 233H191V232H189ZM188 234V235H189ZM198 234V233H197ZM196 233L194 234L195 236L197 235ZM202 234V233H201ZM201 234L199 233V237L201 236ZM213 234V233H212ZM219 234H217L216 233V236L218 235V236H220ZM207 234L205 233V236H206ZM210 235V234H209ZM208 235V236H209ZM237 235V234H236ZM232 236L233 238L234 237H237V236ZM246 235L247 234H245L244 236L246 237ZM204 236V235H203ZM205 236H204V238L201 236L200 238H203V239H205ZM211 236V235H210ZM249 236V235H248ZM213 237H215L214 236V234H213ZM222 237H224V236H221V238ZM252 237V236H251ZM191 238H193V237H191ZM247 238H250V236L249 237H246L245 238V240L247 239ZM193 239H196V241H198V239H197V236H196V238L194 237ZM192 239V240H193ZM202 239V240H203ZM206 239H207V236H206ZM208 239H209V237H208ZM207 239V240H208ZM224 238H222V240H223ZM230 239V241L229 242H231L232 240H231V237L229 238ZM237 238H235V240H236ZM205 241V242H202L201 244H205L204 246H206V245H208L207 243L209 242V240L208 241ZM215 240H217V238H215ZM234 240V239H233ZM241 240V239H240ZM254 240V241H255ZM195 240L193 241V242H195V243H197ZM199 241H201L200 239H199ZM199 241H198V245L200 244L199 243ZM224 241H227V240H224ZM253 241V240H252ZM251 240H250V242H252ZM253 241V242H254ZM207 242V243H206ZM211 242H212V240H211ZM211 242H209V243H211ZM217 242V241H216ZM235 242H237V241H235ZM243 242H247V241H243ZM242 242V243H243ZM249 242V241H248ZM227 245L228 244H232L233 243V241H232V243H228V242H225ZM240 243V242H239ZM241 243V244H242ZM184 244V243H183ZM182 244V246L180 245V246H178L177 244V247L178 248H174V249H176L175 251H174V249H173V251H172V247H175V246H172L171 247V250L170 251H172L173 253H175L176 254V252H179L178 250H180L181 252L183 251V252H186V253H191L190 252V250L193 248V247H190V245L188 244L187 245V242L185 243V245H183ZM212 244H214V241L212 242ZM212 244H209V245H212ZM218 244V243H217ZM237 244V243H236ZM244 244V243H243ZM248 244V243H247ZM246 244V245H247ZM196 245L197 246V248L199 247V246H201V245ZM208 245V246H209ZM233 245H235V244H233ZM193 246V245H192ZM204 246L201 248V251H203L202 249H204ZM213 246V245H212ZM216 246V245H215ZM225 246V245H224ZM229 246V245H228ZM232 246V245H231ZM247 246H250V245H247ZM124 247V246H123ZM230 247V246H229ZM228 247V248H229ZM125 248H127V247H125ZM191 248V249H190ZM213 248L215 249L216 247H214L213 246ZM227 248V249H228ZM248 248V247H247ZM129 249V248H128ZM235 249V248H234ZM246 249V248H245ZM250 249V248H249ZM252 249H251V251H252ZM198 250H199V248H198ZM216 250V249H215ZM243 250V249H242ZM121 251V250H120ZM148 251H152V250H148ZM156 251V250H155ZM194 251V250H193ZM153 252V253H152ZM151 252V254H152V257H153V254H155L154 253V251H152ZM172 252L171 253H169L168 251H167V249L165 250H163L162 252H161V250H160V252L158 253V251H157V254L156 255H154V257L156 256L157 257V259H160L159 260V262L158 261H156L155 259V262L156 263H158V264H160V262H161V260H163L164 261V264H165V261H167L169 258H170V255L172 254ZM181 252L180 253H178V256H179V254L181 255ZM204 252V251H203ZM202 252V253H203ZM238 252V251H237ZM149 254H150V252H148ZM186 253H183V257L181 256V258H180V261L182 262V264L185 262V259L187 258V256H188V258H187V261L186 262H189V261H192V263L193 262H195V261H193L194 259H196L195 257L196 256H194V254L192 255L191 254V256H192V260L189 258V255L187 254V256H186ZM151 254L149 255V257L148 258H150L151 257ZM205 254V253H204ZM234 254V253H233ZM173 255V254H172ZM171 255V256H172ZM176 257H177V254L175 255ZM185 256H186V258H185ZM190 256V257H191ZM204 256V255H203ZM89 257V256H88ZM87 257V258H88ZM93 257V256H92ZM92 257H89L88 259H89V261L87 262V258H84V259H86V260H84V261H86V263L85 262H83L82 260L80 261V258H79V261L78 262H83V264H99L100 262L101 263H103V264H132V262L129 260V256H128V250H126V251H122L121 253L119 252V254L116 256V257H112L113 259H111V257H110V262L109 261H107V260H104V258H103V254H102V256H100L98 259H92ZM92 260H91V259ZM96 258V257H95ZM172 258L174 259V256H172L171 257V260H172ZM206 258V257H205ZM205 258H204V260H205ZM45 259V258H44ZM53 260L55 259V258H52ZM52 259H50V260H52ZM83 259V258H82ZM109 259V258H108ZM152 258H150V261L148 260V263L149 262H151L152 260H151ZM167 259V260H166ZM176 259V258H175ZM174 259V260H175ZM179 259V258H178ZM178 259H176L175 261H179ZM190 259V260H189ZM203 259V258H202ZM38 260V259H37ZM49 260V259H48ZM52 260V261H53ZM90 260H91V262H90ZM170 260V259H169ZM168 260V261H169ZM173 260V261H174ZM196 260H198V261H196L197 262V264H200V263H202V261H204V260H201L200 259V257H199V259L197 258ZM209 261H210V259H208ZM212 260V259H211ZM215 260V259H214ZM100 261V262H99ZM167 261V262H168ZM199 261H201L200 263H198ZM213 261V260H212ZM211 261V262H212ZM35 263H33V264H62L61 262H60V260H59V262L60 263H58L57 261H55V262H47V263H44L43 261L41 262V258H40V261H34ZM45 262H46V260H45ZM170 262V261H169ZM168 262V263H169ZM172 262V261H171ZM170 262V263H171ZM207 262V261H206ZM4 263V262H3ZM11 263V262H10ZM64 263V262H63ZM147 263V264H148ZM155 263V264H156ZM174 262H172V264H173ZM189 263H191V262H189ZM189 263H184V264H189ZM191 263V264H192ZM205 263V262H204ZM214 263H215V261H214ZM235 263H237V262H235ZM1 264V263H0ZM4 264H6V263H4ZM13 264H14V262H13ZM145 264V263H144ZM149 264H151V263H149ZM161 264H162V262H161ZM167 264V263H166ZM176 264H178V262H176ZM194 264V263H193ZM196 264V263H195ZM205 264H207V263H205ZM209 264V263H208ZM213 264V263H212Z\"/></svg>","mask_w":264,"mask_h":264}]
</instances>
